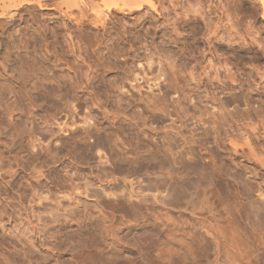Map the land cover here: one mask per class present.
<instances>
[{"label":"bare ground","instance_id":"bare-ground-1","mask_svg":"<svg viewBox=\"0 0 264 264\" xmlns=\"http://www.w3.org/2000/svg\"><path fill=\"white\" fill-rule=\"evenodd\" d=\"M16 1V0H15ZM51 1V0H50ZM58 1V0H57ZM62 1V0H61ZM65 1V0H64ZM69 2V0H67ZM159 1V0H158ZM261 6H262V19L264 20V0H257ZM44 2V1H43ZM53 2V0H52ZM51 2V3H52ZM55 2V1H54ZM54 2L52 4H54ZM60 2V0L58 1ZM57 2V3H58ZM67 2V4H68ZM46 4V3H45ZM60 4V3H59ZM62 4V2H61ZM65 4V3H64ZM182 4V3H181ZM246 4H247V1H246ZM44 5V4H43ZM48 5V3H47ZM66 5V4H65ZM69 5H71V7L69 8L68 5H66V8L69 9L70 13L71 14H68V13H64L66 12V8L65 10L62 9V11H64L62 14L65 16V14L67 16L65 17H68L70 20V23H71V26L69 25V29L71 28V55L69 59H71V81L68 79L66 80V78L68 77H63V73H60V74H55L54 77L52 76L53 74L50 72L52 71L53 69L57 68V67H54L52 70L51 68L50 69V73L52 74H49L47 73V68L46 67V62H44V66L43 68L46 69H43L41 70L40 68L42 67H38L37 70H39V73L40 75H42V78H43V75H44V72H46L47 74L46 75H51L50 78L47 79V76L46 77V80L50 83H47L48 84H57V86L61 85H65V84H71V96H74V97H77L78 99H82V96H88L90 99H86V100H90L89 104L87 103L88 101H86V103L88 105H90L88 108L89 109H86V112L84 115L80 116V123H81V126L78 122L77 124V121H75L76 118L74 117H78V112L76 110H74L71 106V134H70V137L69 138H63L61 136L57 137L54 139V136H52L53 138L51 139L52 140V145H49V146H46V148H39L41 151H38L37 153L35 154H32L30 155V158L29 160H27V165H26V160L24 161L23 159L25 157L21 156L22 153L26 152V149L24 150V146L23 144L25 143L24 141H26V139L28 138H32L30 135H31V132L27 131L25 129V126H26V123L24 125L23 123V118L26 116V115H29V118L30 116H32L33 114H35L36 112H39L41 111V105L44 104L45 106V103H49L48 105L51 106L50 104H53V103H56L57 100L60 98V97H57V93L55 92L54 89L52 88H48V87H45L46 89H44V85L45 83L43 84L42 81V78H40V80L37 79V81L33 80V79H29L27 76H30V74L26 75L27 72L25 71V73H23L22 71V68H21V71L20 69H15L16 71H19V74L16 72L18 75V79L15 77L14 79L17 80L15 82L12 81V78L13 77H9V79L11 81H0L2 83H0V131L2 132V135L5 134V136L8 138V137H11L12 140H11V143H12V146L10 148V150L8 152H13V151H16V164L12 165L9 163L8 161V164L4 161V158H2V156H0V196L1 195H5L6 193L8 194V190H12L15 186V183L14 182L18 179H20V176L25 173L26 170H28L27 168L29 167L28 164L32 165L33 166L30 168L31 169V173L28 175L30 180L32 181V184L34 183L35 184V187L38 186L37 188L39 189L40 187L42 188L43 187V181L46 180V186L45 188H48V190L52 189L57 191L58 194H61L63 195L64 197L68 196V191H67V187H65V179L63 176H61L62 174H60V172L58 171V169L55 167V165H57L59 163L61 166H62V170L63 168H65L66 166H64V163L65 162H61L63 161L62 159L65 158V157H69L71 160V165L73 163V167L76 168V172L78 170V168L76 167L77 165L78 166H82V159L85 161L84 164H86L85 166L90 169V167H92L94 164H92L90 161L95 157L99 156L100 153H103L104 151L101 152V150H106L107 149V152H109L111 154V156L113 157V160H117L116 163H115V160H114V163L118 164L116 165L113 171L110 172L111 174H108L104 172V170H101L100 172L96 173L95 174V171L92 170H89V176L87 174V177L88 179L92 182V185L90 186H87L85 184V192H89V189L88 187H93L94 185L95 186H100L98 187L99 189L101 190H95L93 191L92 193H90L89 197H91L90 199H93V202H91L92 200H90V202L86 199L85 201H76L75 203V206L72 208L69 209V211L67 210H64V214L61 215L62 217L59 218H56V216H53L52 217V228L50 229V235L54 238H56V236H58V234L62 231V230H67V231H71V234L73 235H76V236H81L84 232L87 231V228L89 229L90 226L94 225L95 221H98L97 224L98 226L102 225L101 228H103V231H101L107 241L106 243H104L106 246L105 248L110 251L109 249H111L110 247L116 243V242H119V241H116V239L118 240V238L120 239V236H122L123 234L125 233H128L130 234V231H132L133 233H141V234H138V236L142 235V236H149V237H153V239L155 238V241H159V247L156 248L157 251L160 253V255H210V253L212 255H224L226 252H224V249H226L227 252H230L232 250H235L234 248L231 249L232 247L231 246H236V253L235 251L232 252L233 254H235L234 256H237L238 253H240V248L242 247L241 244H244V242L241 244H239V249H238V252H237V245L236 243H239L240 241H243V240H239L238 241V235L239 234H242V233H245L246 229L248 227H250V224H248V226H246L245 228V231L242 232V228H244V225L241 226L242 228L240 229L239 232H242V233H239L237 230L239 229H235L236 232L238 233H234V230L232 232V236L234 237V235L237 234V236H235L234 238H236V242H234L235 245H233V238H231V235H229L227 233V237H226V241H229L227 240L230 236V240L232 241V243L229 241L230 244H232L230 246L229 243L225 242V238L223 236V234L227 231L225 230H221V226L218 227V223L217 221L215 222V224H213V222H211L212 220L210 219L211 215L210 214H213V211H209V215L210 217L208 216V211L206 212V216H202L201 217V214H194V215H197L199 217L196 216V218H193L194 215H193V219L191 220L189 217V219L191 221H189L187 219V216H186V210H188V206L187 208H184L185 209V212H177L176 209H175V206H178L179 203H182L183 201L187 203V201L189 199L192 200V203H194V201H197L200 199V200H203V196L201 198V194L199 193V191H201L205 181H207L206 183H209L208 181H210L209 184H211V181H213V178L212 180H208L211 176H209L210 172H211V169L210 167H213V171L215 170L214 169V166H211L212 164L215 165L214 163H211V165H209V160L206 159L205 157V160H203V156L202 157H197V155H195V151L191 150V149H188L189 152H187V155H191V156H187V158L189 157V161L186 160V158H183V156L176 158L174 157V154L175 152H169L171 151V149L175 150V147H177V141H179L178 139H176L177 141L174 143L176 146L173 148V140L171 139L172 137H170L171 135L170 132H175V134L177 136H180L179 138L182 140L183 142V146L190 144L191 142H189L188 140V136H186L183 132V128H185L184 125L180 126V127H174L173 125H171L170 127L169 126H163L161 124H163L166 120V118L170 115V113H174L175 115H178V119H182V118H185V121L188 119L187 117L189 116L190 117V114L187 112V111H190L192 112V114L194 113V111H191V110H187V108H183L182 107V104H185V103H182V101H186L185 99H188V97L191 95L190 92H193L195 93V95L197 94L196 92L200 91L201 87L202 86H206L207 84L209 83H212L213 81L214 82H217L218 84H221V86L223 87L221 90V92L227 87H230L232 89V84L234 85L235 81L237 80L236 77L232 75L231 71L229 69H227L226 67V63H224L225 65H222L221 62L225 61H221L220 63V66H218V63L217 65H212L211 63L208 62V64L206 66H200V62L198 63L199 64V68H197L195 66V68L193 67L194 64H193V69L191 70L188 69V70H191V71H187L185 72V67H186V63L189 64V62H186V63H182V59L183 61L185 60L183 57L181 58H175V54L171 50H167L165 48V50H167L168 52H166L163 48L160 50L161 52H164L165 53H169V54H164V53H160L158 55V59H159V63L158 67H160L159 72L157 74V76H155L156 78V83L157 81L161 78L164 77V82H167L169 88H167L168 86H166L167 84H164L167 88V90L165 89V92H163L164 94H162V96H158V97H154L152 96V100H147L148 102H145L146 100L143 99V104L146 105L143 110L148 111V113H152L153 117H154V121L156 122V124L158 123L159 126H155L153 128V126L151 127V123H150V117L147 118V116H143V113H137L136 111H133L135 110L134 108H137L138 106L135 105L134 103L132 104L130 101L128 100H131V98H129L127 100V96L122 92L123 89H125L124 87L125 86H122L121 84L118 85L116 83L117 80H114L112 79L111 75H109L111 78H107L106 77V74H111L113 73L114 70H120L122 72H125V75L128 74L127 76L130 77L131 74H135V72L133 71V65L137 62V63H142V61H146L145 63L146 64H150L152 63V59L153 57H157L156 54L157 53H151L149 55H146V53L144 54V57L141 58V55L137 52L138 51V47L136 48L135 47V44L137 41H140L138 40L139 36L137 37V34L142 32L144 27H146L147 25L149 26V31H153V33L157 36L159 34L162 33L161 37L163 38L164 37V34L163 31L160 29L161 25H158L160 23V21H163V24H164V27L166 30L170 29V25H167L168 22L166 20V16L161 13L160 9L163 10V7L160 6L161 4L159 3L156 4L154 3L152 0H71V3L69 2ZM251 5V4H250ZM34 6V5H33ZM46 6V5H45ZM58 6V5H56ZM62 6V5H61ZM253 6V5H252ZM36 7V6H35ZM53 7V6H51ZM145 7H148L150 9L153 10V12L155 14H157L159 17V19H156V20H151V21H148V19L144 18V16H139V18H133V16H135L136 13H139L141 12L142 9H144ZM47 8V7H46ZM30 9V8H29ZM54 9V8H53ZM57 9V8H56ZM185 9V6L183 7L182 10ZM254 10V12L256 13L257 12V8L256 7H253L252 8ZM68 11V10H67ZM35 12V11H34ZM253 12V11H252ZM253 12V13H254ZM54 13V12H52ZM56 13V12H55ZM60 13V11L58 12ZM57 13V14H58ZM10 15H12L10 13ZM59 15V14H58ZM137 15V14H136ZM192 15V17L190 16ZM255 14H252V16H254ZM258 15V14H256ZM255 15V16H256ZM20 16V15H19ZM54 16V15H53ZM59 16H62V15H59ZM57 16V17H59ZM63 17V16H62ZM64 17V19H65ZM10 18V17H9ZM31 18V16H30ZM34 18V17H33ZM52 18V17H51ZM35 19V18H34ZM154 19V18H153ZM229 18L227 17L226 20H228ZM257 19V18H256ZM28 20V19H27ZM31 21H33L32 19H30ZM36 20V19H35ZM63 20V19H62ZM66 20L68 21V19L66 18ZM44 21V20H43ZM57 21V20H56ZM132 22L133 24V28L131 27V29H128L127 27V24L128 22ZM54 22V21H53ZM127 22V23H126ZM40 23V22H39ZM52 23V22H51ZM62 23V22H60ZM59 23V24H60ZM174 27H172V32L176 33L177 36H181V38L184 40H182V43L181 40L179 39H176L175 41L172 40L173 38H176V37H173L171 39V41L175 42V46H177L179 44V41H180V44H184L185 48H187L188 51L192 52V51H200L201 52V56L204 57V59H206V52L205 50L208 49L209 47V52L212 53V49L214 50H223L222 52L223 53H226L228 52V55L230 53V51L232 50H235L236 47H240L241 49L245 48L246 45H250L249 46V49H258L259 50V53H262L264 54V41H261L260 39L252 36L253 38L250 37V44L248 43L247 44V39H249L245 34V36H242L240 34H235L233 35V31H232V28L230 30L226 29L225 31H218L214 28H212V26L210 25V23L203 17V16H200V17H197L196 16V13H195V10H194V7L189 4V8L188 9H185L184 11L181 12L180 15L177 16V18L175 19V22H174ZM36 24V23H35ZM42 24V23H41ZM49 24V23H48ZM47 24V25H48ZM57 24V23H56ZM63 24H64V20H63ZM67 24V23H66ZM69 24V23H68ZM2 25V24H0ZM55 25V24H54ZM62 25V24H61ZM131 25V26H132ZM32 26V25H31ZM49 26V25H48ZM63 26V25H62ZM67 26V25H66ZM170 26V27H169ZM1 27V26H0ZM5 27V26H3ZM45 27V26H43ZM52 27V26H50ZM60 27V26H59ZM65 27V26H64ZM40 28H42L40 26ZM47 28V27H46ZM58 28V27H57ZM56 28V29H57ZM61 28V27H60ZM65 28H68V27H65ZM140 28V29H139ZM159 28V29H158ZM253 28V27H252ZM45 29V28H44ZM53 29V27H52ZM55 29V28H54ZM64 29V28H62ZM68 29V31H69ZM164 29V30H165ZM46 30V29H45ZM48 30V29H47ZM60 30V29H59ZM59 30L58 33H59ZM181 30V32H179ZM5 31V29H4ZM49 31V30H48ZM148 31V32H149ZM150 31V32H151ZM7 32V30H6ZM38 32V31H37ZM47 32V31H46ZM61 32V30H60ZM65 32V31H64ZM67 32V31H66ZM65 32V33H66ZM147 32V31H146ZM147 32V33H148ZM167 32V31H166ZM10 33V32H9ZM43 33V32H42ZM48 33V32H47ZM55 33V31H54ZM32 34V33H31ZM46 34V33H44ZM63 35H65L64 33H62ZM68 34V36H69ZM142 34V33H141ZM149 34V33H148ZM147 34V35H148ZM171 34V33H170ZM169 34V36H171ZM37 35V33H36ZM50 35V34H49ZM67 35V34H66ZM146 35V33H145ZM154 35V36H155ZM249 35V34H248ZM252 35V34H251ZM40 36V35H39ZM168 36V37H169ZM51 37V36H50ZM49 37V38H50ZM64 37V36H63ZM67 37V36H66ZM148 37V36H147ZM150 37V36H149ZM29 38V37H28ZM41 38V37H40ZM47 38V37H46ZM57 38V37H56ZM69 38V37H68ZM141 38V37H140ZM151 38V37H150ZM20 39V38H19ZM30 39V38H29ZM32 39V38H31ZM58 39V38H57ZM61 39V38H60ZM65 39V38H63ZM75 39H77L78 41L75 42ZM168 39V38H167ZM170 39V38H169ZM236 39H239L240 42H238ZM137 40V41H136ZM163 40V39H162ZM22 41V40H21ZM46 41V39H45ZM54 41V40H53ZM58 41V40H57ZM56 41V42H57ZM60 41H63V40H60ZM66 41V40H65ZM136 41V42H135ZM164 41V40H163ZM4 43V41H1ZM19 42V41H17ZM35 42V41H34ZM33 42V43H34ZM42 42V41H41ZM44 42V41H43ZM49 42V41H48ZM55 42V41H54ZM141 42V41H140ZM20 43V42H19ZM38 43V42H37ZM51 43V41H50ZM49 43V44H50ZM60 43V42H59ZM63 43V42H62ZM57 47H59V49L61 50V46L64 44H62ZM139 43V42H137ZM136 43V44H137ZM168 43V41H167ZM39 44V43H38ZM47 44V43H46ZM68 44V42H67ZM156 44V43H155ZM171 44V43H170ZM4 45V44H3ZM20 45V44H19ZM33 45V44H32ZM37 45V44H36ZM40 45V44H39ZM45 44L43 43V46ZM65 45V44H64ZM129 45V47H128ZM138 45V44H137ZM164 45V44H163ZM166 45V44H165ZM164 45V47H166ZM201 45H205L207 46V49H205V53L203 54V49L201 51ZM24 46V44H23ZM31 46V45H30ZM38 46V45H37ZM54 46V45H53ZM68 46V45H66ZM65 46V47H66ZM247 46V48H248ZM22 47V46H21ZM29 47V46H28ZM63 47V46H62ZM70 47V46H68ZM128 47V48H127ZM179 47V46H178ZM177 47V48H178ZM258 47V48H257ZM25 48V47H24ZM26 48H27V45H26ZM40 48V47H39ZM42 48V46H41ZM40 48V49H41ZM46 48V47H44ZM48 48V46H47ZM46 48V50H47ZM51 48V47H50ZM49 48V49H50ZM155 48V47H154ZM171 48V47H170ZM176 48V49H177ZM181 48V47H180ZM5 49V48H4ZM30 49V48H28ZM32 49V48H31ZM38 49V48H37ZM70 49V48H69ZM141 49V48H140ZM158 49V48H157ZM184 49V48H183ZM237 49V48H236ZM240 49V50H241ZM2 50V49H1ZM14 50V48H13ZM13 50L11 52H13ZM20 50V49H19ZM25 50V49H24ZM34 50V49H32ZM42 50V49H41ZM54 50V48H53ZM63 50V49H62ZM68 50V49H67ZM156 50V49H155ZM164 50V51H163ZM178 50V49H177ZM185 50V51H187ZM239 50V51H240ZM257 50V51H258ZM27 51V50H25ZM31 51V50H30ZM45 51V49H44ZM44 51H43V54H44ZM52 51V50H50ZM49 51V52H50ZM65 50H63V53H64ZM142 51V50H141ZM159 51V49H158ZM159 51V52H160ZM182 51V50H181ZM183 51V52H185ZM215 51V52H216ZM226 51V52H225ZM20 52V51H18ZM29 52V51H28ZM34 52V51H33ZM38 52V51H37ZM48 52V53H49ZM55 52V50H54ZM60 52V51H59ZM67 52V51H66ZM157 52V50H156ZM178 52V51H176ZM237 52V51H236ZM31 53V52H30ZM40 53V52H39ZM51 53V52H50ZM62 53V51H61ZM62 53V54H63ZM173 53V55H171ZM186 53V52H185ZM198 53V52H196ZM255 53V52H254ZM15 54V52H14ZM25 54V53H24ZM23 54V55H24ZM29 54V53H28ZM34 54V53H33ZM56 54V53H55ZM65 54V53H64ZM67 54V53H66ZM181 54V52H180ZM189 54V55H188ZM186 56L189 58L190 54L191 53H188ZM195 54V53H194ZM218 54V53H217ZM220 54V53H219ZM218 54V55H219ZM222 54V53H221ZM242 54V53H241ZM22 55V57H23ZM26 55V54H25ZM32 55V54H31ZM35 55V54H34ZM40 55V54H39ZM53 55V54H52ZM184 55V53H183ZM192 55V54H191ZM196 55V54H195ZM198 55L200 56V54L198 53ZM213 55V53H212ZM215 55V54H214ZM214 55L212 57H214ZM224 55V54H223ZM226 55V54H225ZM240 55V54H238ZM237 55V57H238ZM255 55V54H254ZM11 56V55H10ZM9 56V57H10ZM17 56V55H16ZM44 56V55H43ZM59 56V55H58ZM180 57V55L178 54L177 57ZM197 56V55H196ZM222 56V55H221ZM227 56V55H226ZM231 56V55H230ZM234 56V55H233ZM236 56V55H235ZM242 56V55H241ZM8 57V56H7ZM14 57V56H13ZM21 57V56H20ZM20 57L18 59H20ZM27 57V56H26ZM33 57V55L31 56ZM42 57V56H41ZM61 57V56H60ZM66 57V56H65ZM187 57L186 60H187ZM193 57V56H191ZM190 57V58H191ZM211 57V58H212ZM263 57V56H262ZM6 58V56H5ZM16 58V57H15ZM14 58V59H15ZM30 58V57H29ZM35 58V57H34ZM37 58V57H36ZM39 58V57H38ZM42 58H45V57H42ZM54 58V57H53ZM64 59V57H61ZM61 58H58L60 60H62ZM68 58V57H67ZM194 58H197L194 56ZM193 58V59H194ZM226 58V57H224ZM233 58V57H232ZM236 58V57H235ZM17 59V58H16ZM41 59V58H39ZM39 59L37 62H39ZM214 59V58H213ZM228 59V58H226ZM13 60V59H12ZM31 60V59H30ZM37 60V59H34V61ZM46 60V59H45ZM57 60V58H56ZM154 60V59H153ZM200 60V59H199ZM230 60V59H229ZM228 60V61H229ZM237 60V59H236ZM2 61V60H0ZM18 61V60H17ZM42 61V60H41ZM176 61H180L179 63L181 64H176ZM191 61V60H189ZM196 61V60H194ZM206 61V60H205ZM250 61V60H249ZM10 62V61H9ZM19 62V61H18ZM22 62L23 59H22ZM21 62V63H22ZM28 62V61H26ZM25 62V63H26ZM37 62L35 65H37ZM53 62V61H52ZM64 62V61H63ZM62 62V63H63ZM156 62V61H155ZM185 62V61H184ZM226 62V61H225ZM4 63V62H3ZM2 62H0V64L2 65L3 64ZM41 63V62H40ZM50 63V62H49ZM61 63V62H60ZM157 63V62H156ZM12 63H10L11 65ZM24 64V63H23ZM27 64H30L31 66V63H27ZM58 64H59V60H58ZM69 64V62H68ZM154 64V61L153 63ZM4 65V64H3ZM2 65V66H3ZM25 65V64H24ZM33 65V64H32ZM40 65V64H39ZM43 65V64H41ZM51 65H53L51 63ZM50 65V66H51ZM147 65V66H148ZM151 65V64H150ZM197 65V64H196ZM233 65V64H231ZM235 65V64H234ZM12 66V65H11ZM14 66V65H13ZM12 66V67H13ZM16 66V65H15ZM20 66V65H19ZM17 66V67H19ZM26 66V65H25ZM28 66V65H27ZM38 66V65H37ZM56 66V64H55ZM58 66V65H57ZM153 66V65H152ZM151 66V67H152ZM1 67V66H0ZM10 67V68H12ZM35 67V66H33ZM6 68V67H3L2 70ZM26 68V67H24ZM23 68V69H24ZM28 68V67H27ZM63 68V67H62ZM61 68V69H62ZM135 68V67H134ZM150 68V67H149ZM222 69L223 70V73H222V76L223 78L221 79V75H219V73L216 71L215 73V77H212L210 76V73L213 69ZM14 69V68H12ZM29 69H33V68H28ZM60 69V70H61ZM64 69V68H63ZM62 69V70H63ZM123 69V70H121ZM11 70V69H10ZM27 70V69H26ZM30 70L31 73H33L32 71ZM4 71V70H3ZM2 71V72H3ZM12 71V70H11ZM55 71V70H53ZM59 71V70H58ZM68 71V70H67ZM254 71V70H253ZM1 72V73H2ZM6 72V71H5ZM29 72V71H28ZM62 72V71H61ZM66 72V71H65ZM69 72V71H68ZM115 72V71H114ZM119 72V71H118ZM230 74H229V73ZM10 73V72H9ZM13 73V72H12ZM35 73V72H34ZM38 73V74H39ZM53 73H57V72H53ZM185 73V74H183ZM187 73V75H186ZM14 74V73H13ZM124 74V73H122ZM6 75V73H5ZM35 74H33L34 76ZM177 75V76H176ZM186 75V76H184ZM259 75V74H258ZM32 76V75H31ZM30 76V78H31ZM56 76V77H55ZM119 76V75H118ZM136 76V74H135ZM180 76V77H179ZM0 77H2L0 75ZM7 77V76H6ZM45 77V75H44ZM105 77L107 78V80L105 81ZM115 77V76H113ZM124 77V76H122ZM179 77L181 79H176V81L174 80L175 78ZM252 77V76H251ZM8 78V77H7ZM29 80H28V79ZM118 78H121V77H118ZM117 78V79H118ZM128 78V77H127ZM152 78H153V75H152ZM254 78V77H253ZM252 78V79H253ZM2 79V78H1ZM6 79V78H5ZM108 79H112V80H109ZM130 79V78H129ZM236 79V80H235ZM4 80V79H3ZM45 80V81H46ZM121 80V79H120ZM122 80H124L122 78ZM178 83V80H180L182 82H185L186 84L183 86L181 85L182 87H185V88H180L178 87L179 83L178 84H174L173 82L174 81ZM119 81V80H118ZM117 81V82H118ZM172 81V82H171ZM179 81V82H180ZM240 81V80H239ZM242 81V80H241ZM248 81V80H247ZM250 81V79H249ZM254 82V80H252ZM163 82V83H164ZM180 82V83H181ZM262 82V81H261ZM122 83V82H121ZM154 83V84H156ZM173 83L175 86L173 87L172 84ZM207 83V84H206ZM53 84V85H54ZM158 84V83H157ZM213 84V83H212ZM223 84V85H222ZM253 84V83H252ZM256 85V83H254ZM253 84V85H254ZM258 84V83H257ZM46 85V86H47ZM50 85H48L50 87ZM191 85H194V87L192 88ZM211 85V84H210ZM217 85V84H216ZM261 85V84H260ZM52 86V85H51ZM68 86V85H67ZM156 86V85H155ZM159 86V85H157ZM192 88H190V87ZM204 86V88H205ZM220 86V85H219ZM218 86V87H219ZM220 86V87H221ZM244 86V85H243ZM68 87V88H69ZM207 87V86H206ZM214 87V86H212ZM245 87V86H244ZM258 87V86H257ZM64 88V87H62ZM159 88V87H158ZM161 88V86H160ZM189 88L191 91L188 93V89ZM162 89V88H161ZM217 89V88H216ZM237 89V88H236ZM64 90V89H62ZM160 90V89H159ZM164 90V88H163ZM170 90H173L175 93H178L179 95L181 94L182 96L178 97L177 100H175L173 103L174 105L171 106L172 104L169 105V103H167L168 99L169 98V93ZM215 90V89H214ZM219 90V89H218ZM230 90V89H229ZM244 90V89H243ZM254 90V89H253ZM161 91V90H160ZM207 91V90H206ZM236 91V90H235ZM249 91V90H248ZM259 91V90H258ZM64 92V91H63ZM173 92V94H174ZM186 92V93H185ZM216 92V91H214ZM232 92V91H231ZM230 92V93H231ZM237 92V91H236ZM242 92V91H241ZM252 92V91H251ZM260 93H258L260 96H263L264 97V89L262 91H259ZM209 93V92H208ZM213 93V92H212ZM223 93V92H222ZM250 93V92H249ZM252 93H255V92H252ZM112 94L114 96V94H116V98L117 100H113L114 97H113V102H112V105L113 107H116L117 109H114L113 112H109L108 110L109 109H106L108 112H106L105 110V103L107 104V106H109L111 104V97H112ZM214 94V93H213ZM218 94V93H216ZM228 94V93H227ZM6 95V96H5ZM62 96V92L60 94ZM64 95V94H63ZM194 95V96H195ZM199 96H201L200 94H197ZM210 95V94H209ZM221 95V94H220ZM224 95V94H223ZM230 95V94H229ZM234 95V94H233ZM10 96V98L8 97ZM174 96V95H173ZM207 96V94L205 95ZM245 96V95H244ZM8 97V98H7ZM87 97V98H88ZM105 97V98H104ZM144 97V95H143ZM146 97V96H145ZM144 97V98H145ZM175 97V98H177ZM181 97L183 99H181ZM192 96H190V99H191ZM197 97V96H196ZM214 97H216L214 95ZM234 97V96H233ZM247 97V96H246ZM245 97V98H246ZM57 98V100L55 99ZM86 97H84L85 99ZM108 98V99H107ZM148 98V96H147ZM174 98V99H175ZM198 98V97H197ZM201 98V97H200ZM199 98V99H200ZM208 98V96L206 97V99ZM218 98V97H217ZM248 98V97H247ZM78 99H76L78 101ZM101 99H103V101H105V103L103 101H101ZM104 99H107L108 101L104 100ZM141 99V98H140ZM146 99V98H145ZM173 100V98H170ZM197 99V100H199ZM204 99V98H203ZM236 99V98H235ZM264 99V98H263ZM53 100H55L56 102H53ZM72 100H74V98H72ZM71 100V103L73 104L74 102H72ZM76 100H74L76 102ZM189 100V99H188ZM202 100V99H201ZM209 100V99H208ZM212 99H210L211 101ZM216 100V99H215ZM128 101V102H127ZM132 101V100H131ZM134 101V100H133ZM132 101V102H133ZM137 101V100H136ZM135 101V102H136ZM191 101V100H190ZM193 101V99H192ZM195 101V100H194ZM261 101V99H260ZM43 102V103H41ZM65 102V101H64ZM85 102V101H84ZM125 103L124 106H121L122 103ZM141 102V101H140ZM169 102H172V101H169ZM214 102V101H213ZM263 102V100H262ZM77 103V102H76ZM75 103V105H76ZM82 103L83 105V102L82 100L79 102V104ZM84 103V104H86ZM104 103V104H103ZM138 102H136L137 104ZM202 103V102H201ZM217 103V101H216ZM222 103V102H221ZM220 103V104H221ZM71 104V105H72ZM78 104V105H79ZM140 104V103H139ZM189 104V103H188ZM187 104V105H188ZM192 104V103H190ZM208 104V103H207ZM212 104V102H211ZM218 104V103H217ZM55 105V104H53ZM74 105V104H73ZM116 105V106H114ZM123 105V104H122ZM186 105V104H185ZM200 105V104H199ZM225 105V104H224ZM224 105H220V113L221 115L218 117L216 116V121H215V118H214V121L212 120L213 119V115L211 116L210 118V125H211V121L214 122L215 124H213V127L215 130H217V132H219L220 129L224 128L225 126V123L227 120L229 119H226V118H230V113L227 108H226V112L225 111V108L223 107ZM264 105V104H263ZM67 106V105H66ZM77 106V105H76ZM75 106V107H76ZM39 107L40 110L38 109ZM48 107V106H46ZM52 107V106H51ZM54 107V106H53ZM55 107H57V105H55ZM54 107V108H55ZM80 108H84V105L81 107L79 106ZM98 109H96V108ZM104 111H102L103 109ZM110 107V106H109ZM195 107V106H194ZM206 107V106H205ZM211 107H214V106H211ZM219 107V106H218ZM217 107V108H218ZM226 107V106H225ZM59 109V107H57ZM108 108V107H107ZM140 108V106H139ZM172 109V111H170V109ZM216 108V107H215ZM35 109H38L39 111H36ZM53 109V108H52ZM52 109H51V113H54L52 112ZM63 109V108H62ZM76 109V108H75ZM102 109V110H101ZM112 109V108H111ZM43 110V109H42ZM67 110V108H66ZM101 110V111H100ZM138 110V108H137ZM193 110V109H192ZM216 110V109H215ZM264 110V109H263ZM58 111V110H56ZM76 111V112H74ZM80 111H84V109H81ZM112 111V110H111ZM139 111V110H138ZM196 111H199V110H196ZM195 111V112H196ZM213 111V110H212ZM219 111V110H218ZM232 111V110H231ZM42 112V111H41ZM115 112V113H114ZM139 112H142L139 111ZM200 112V111H199ZM262 112V111H261ZM60 113V112H59ZM63 113V112H62ZM81 113V112H79ZM113 113V114H111ZM145 113V112H144ZM147 113V114H148ZM149 113V115H151ZM210 114H206L207 115H211V112L209 111ZM215 113V112H214ZM201 114L203 115V113L201 112ZM201 114H198L196 116L200 117H203ZM205 114V115H206ZM213 114V113H212ZM49 115V114H48ZM51 115V114H50ZM53 115V114H52ZM51 115V116H52ZM76 115V116H75ZM173 115V114H172ZM204 115V116H205ZM216 115V113H215ZM214 115V117H215ZM218 115V114H217ZM34 116V115H33ZM54 116V115H53ZM52 116V117H53ZM171 116V115H170ZM169 116V117H170ZM208 116V117H209ZM27 117V116H26ZM82 117V118H81ZM153 117L151 116V118L153 119ZM192 118L195 117V114L194 116L192 115L191 116ZM232 117V116H231ZM32 118H37V117H32ZM39 118V117H38ZM37 118V119H38ZM42 118V117H41ZM40 118V119H41ZM45 118V117H44ZM51 118V117H50ZM57 118V117H56ZM171 118V117H170ZM169 118V119H170ZM196 118V117H195ZM193 118V119H195ZM206 118V117H204ZM40 119L38 121H40ZM48 119V118H47ZM55 119V118H53ZM55 122V120H53ZM173 119V118H172ZM177 119V118H176ZM191 119V118H189ZM199 119V120H200ZM207 119V118H206ZM43 121V119H41ZM192 120V119H191ZM190 120V121H191ZM205 120V119H204ZM204 120H201V123L202 121ZM208 120V119H207ZM48 121V120H47ZM183 120V122H185ZM188 121V120H187ZM233 121V120H232ZM45 123H42L43 125H50V124H54L52 123L50 120L46 123V120L44 121ZM152 122V121H151ZM181 123V121H179ZM206 122V120H205ZM204 122V124H205ZM37 123V122H36ZM35 123V124H36ZM153 123V122H152ZM198 123H200L198 121ZM231 123V122H230ZM239 123V122H238ZM30 124V123H29ZM56 124V123H55ZM58 124V123H57ZM157 124V125H158ZM165 124V123H164ZM173 124V123H172ZM184 124V123H183ZM228 124V123H227ZM226 124V126H227ZM234 124V123H233ZM40 125V123H39ZM38 125V126H39ZM161 125V126H160ZM224 125V126H223ZM237 125V124H236ZM56 126V125H55ZM184 126V127H183ZM232 126V125H231ZM33 127H35L33 125ZM32 127V128H33ZM42 127V126H41ZM44 127V126H43ZM53 127V126H52ZM160 127V128H159ZM169 127V128H168ZM208 127H209V124H208ZM211 127V126H210ZM217 127V128H216ZM254 127V126H253ZM47 128V127H46ZM58 128V126H57ZM231 128V127H230ZM229 128V129H230ZM264 128V127H263ZM28 129V128H27ZM31 129V128H30ZM44 129V128H43ZM49 130V129H48ZM165 130V131H164ZM185 130V129H184ZM208 130H211V129H207L206 131ZM223 130V129H222ZM47 131V130H46ZM221 131V130H220ZM224 131V130H223ZM228 130L225 129V132H227ZM256 131V130H255ZM29 132V133H28ZM45 132V130H44ZM48 132V131H47ZM60 132V131H59ZM186 132V131H185ZM194 132V131H193ZM232 132V131H231ZM230 132V133H231ZM37 133V132H35ZM46 133V132H45ZM53 133V132H52ZM208 133V132H207ZM47 134V133H46ZM57 134V133H56ZM224 134V133H223ZM233 134V133H232ZM246 134V133H245ZM36 135V134H35ZM49 135V134H48ZM152 135V136H151ZM248 135V134H247ZM246 135V136H247ZM4 136V135H3ZM30 136V137H29ZM154 136H160V138L163 139L164 142L167 143L168 145V149L169 151H166L164 150V148H161L160 147V144H157L156 142L154 141H157V140H154ZM175 136V135H174ZM190 136V135H189ZM203 136V135H202ZM244 136V135H243ZM261 136V135H260ZM153 137V139H152ZM191 137V136H190ZM193 137V136H192ZM209 137V135H208ZM214 137V136H213ZM212 137V138H213ZM219 137V136H218ZM232 136H230L231 138ZM235 137V136H234ZM233 137V138H234ZM159 138V139H160ZM175 138V137H174ZM178 138V137H177ZM203 138V137H201ZM215 138V137H214ZM229 138V139H230ZM247 139V137H245ZM244 138V140H246ZM261 138V137H260ZM54 139V141H53ZM198 140H200L199 138H197ZM205 139V138H204ZM216 139V138H215ZM220 139V138H219ZM227 139V138H226ZM235 139V138H234ZM256 139V138H255ZM31 139H29L30 141ZM121 140H122V143H121ZM191 140V139H190ZM203 140V139H201ZM206 140V139H205ZM221 140V139H220ZM219 140V142H221ZM231 140V139H230ZM229 140V141H230ZM249 140V139H248ZM248 140L246 141L248 143ZM2 141V140H1ZM37 141V140H36ZM159 141V140H158ZM157 141V142H158ZM161 141V140H160ZM228 141V142H229ZM241 141V140H240ZM56 142V143H59L57 145L59 146H53V143ZM180 142V141H179ZM178 144H182L181 142ZM199 142V141H197ZM225 142V140L223 141ZM232 142V140H231ZM239 142V141H238ZM245 142V141H244ZM243 142V143H244ZM2 143V142H1ZM29 143V142H28ZM55 143V144H56ZM121 143V144H120ZM206 143H207V140H206ZM218 143V142H217ZM246 143V144H247ZM4 144V143H3ZM35 143L33 144H29V148H31V150L33 151L34 149V152H35V149H36V144L34 145ZM54 144V145H55ZM164 144V143H163ZM193 144V143H192ZM216 144V143H215ZM221 144V143H220ZM226 144V143H225ZM224 144V145H225ZM241 144V143H240ZM240 144L238 143L237 144V141H234L229 145L230 147H233L234 148V151L235 153H240L238 149L239 147L241 148L242 146H240ZM26 145V144H25ZM127 145L129 146V149H127ZM165 145V144H164ZM179 145V146H180ZM194 146L196 145L193 144ZM192 145V146H193ZM214 145V144H213ZM249 145V144H247ZM9 146H10V143H9ZM39 147H41L40 145H38ZM37 146V147H38ZM166 146V145H165ZM178 146V147H179ZM193 146V147H194ZM201 146V145H199ZM203 146V145H202ZM244 146V145H243ZM181 147V146H180ZM205 147V146H204ZM216 147V146H215ZM227 147V146H225ZM224 147V149H225ZM250 147V146H249ZM33 148V149H32ZM183 148V147H181ZM189 148V147H188ZM192 148V147H190ZM195 148V147H194ZM192 148V149H194ZM197 148V147H196ZM195 148V149H196ZM233 148H231L233 150ZM264 148V147H263ZM187 149V148H186ZM204 149V148H202ZM209 149V148H208ZM222 149V148H221ZM227 149H229L227 147ZM252 149V148H251ZM254 149V148H253ZM252 149V150H253ZM261 149V148H260ZM180 150V149H179ZM178 150V153L180 155V151ZM230 150L229 152L231 153ZM241 150L243 151V153L241 152V154H244L245 153V150H243V147L241 148ZM27 151H30L27 150ZM42 151L44 152L43 155H42ZM166 151V152H165ZM176 151V150H175ZM183 151H185V149H183ZM202 152V150H199ZM211 151V150H210ZM226 151V150H225ZM228 151V150H227ZM226 151V152H227ZM263 151V150H262ZM106 152V153H107ZM169 152V153H168ZM209 152V151H208ZM218 157H219V163L222 162L223 158L221 156V154L223 153L222 150H220V145L218 144ZM225 152V153H226ZM228 152V153H229ZM249 152V151H248ZM251 152V150H250ZM255 152V151H254ZM261 152V151H259ZM264 152V151H263ZM14 153V152H13ZM12 153V154H13ZM184 154L186 153L183 152ZM198 152H196L197 154ZM200 153V152H199ZM198 153V155H199ZM206 153V152H205ZM210 153H213V152H209ZM224 153V154H225ZM232 153H234L232 151ZM252 153V156L249 155L250 157H255L257 155H260V154H253V151L251 152ZM249 153V154H251ZM28 154V153H27ZM26 154V155H27ZM96 154H98L96 156ZM169 154H171L173 157H171ZM182 154V155H184ZM223 154V155H224ZM3 155V153H2ZM14 155V154H13ZM108 155V153H107ZM212 155V154H211ZM214 155V153H213ZM212 155V156H213ZM230 154H228L227 156H229ZM235 155V154H234ZM246 157H247V153L245 154ZM244 155V156H245ZM15 156H12V157H15ZM71 156V157H70ZM101 156V154H100ZM105 156V154H104ZM177 156V155H175ZM196 156V157H195ZM200 156V155H199ZM226 156V155H224ZM238 156V155H237ZM248 156V157H249ZM109 158L107 160L110 159V156H108ZM112 157H111V160H112ZM115 157V158H114ZM232 157V155H231ZM240 157V156H239ZM245 157V158H246ZM259 157V156H257ZM107 158V157H106ZM209 158V157H208ZM212 158H215L214 156L211 157ZM227 158V157H226ZM229 158V157H228ZM227 158V159H228ZM234 158V157H233ZM233 158H230L233 159ZM185 159V160H184ZM216 159V158H215ZM214 159V161H215ZM235 159V158H234ZM252 159V158H251ZM259 159V158H257ZM229 160V159H228ZM256 160V159H255ZM15 161V159H14ZM95 160H92V162H94ZM100 161V160H99ZM209 161V162H208ZM254 161V160H253ZM70 162V161H69ZM108 162V161H107ZM110 162V161H109ZM113 161H111L112 163ZM211 162H213V160H211ZM229 162V161H227ZM233 162V160H232ZM231 162V163H232ZM251 162V161H250ZM257 164H262L264 166V159H260V160H256ZM37 163V164H35ZM92 165H91V164ZM216 163V162H215ZM224 163V162H223ZM221 166H230V165H227L226 164V161H225V164H223ZM83 164V165H84ZM115 164H112V165H115ZM235 163H232V165H234ZM231 165V166H232ZM236 165V164H235ZM58 166V165H57ZM83 166V167H85ZM97 166V165H96ZM237 166V165H236ZM244 166V165H243ZM253 166V165H251ZM259 166V165H258ZM263 166H260L261 168ZM60 167V166H59ZM82 167V168H83ZM94 167V166H93ZM156 167H160L159 169H162L164 171L165 168H167L168 171H164L162 172V170L158 171L156 170ZM216 167V165H215ZM218 167V166H217ZM239 167V166H237ZM236 167V168H237ZM72 168V167H71ZM98 168V167H97ZM221 168H224V167H221ZM226 168V167H225ZM224 168V169H225ZM232 168V167H231ZM231 168L228 167V169H225V170H229L230 173H231ZM235 168V166H234ZM258 168V167H257ZM264 168V167H263ZM96 169V168H95ZM220 170V167L217 168ZM216 169V170H217ZM238 169V168H237ZM251 169V168H250ZM256 169V167H255ZM254 169V170H255ZM260 169V168H259ZM65 170H67L65 168ZM81 170V169H80ZM85 170V169H84ZM87 170V171H88ZM218 172H222V170H220ZM254 170H252L254 172ZM73 171V170H72ZM212 171V172H213ZM224 171V170H223ZM232 171H234L232 169ZM239 171V170H238ZM245 171V170H244ZM257 171V170H256ZM23 172V173H22ZM28 172V171H26ZM64 172V171H63ZM74 172V173H76ZM123 172H125L124 174H127L126 175V178H125V175L124 177H119V179L122 180V182H124L123 184H121L120 182L118 183V174H122ZM159 172L164 175V177H166L167 179H161L160 175H159ZM166 172V173H165ZM216 171H214L215 173ZM225 172V171H224ZM223 172V173H224ZM242 172V171H241ZM246 172H247V169H246ZM22 173V174H21ZM84 173V172H83ZM148 175V176H156V179H154L155 181H151V182H147V185L148 186L146 188L149 189L147 190L148 192H150L151 189L155 190V189H158L160 190L163 186L164 187H168V190H166L167 192L169 193H165L164 192V198L166 199V197L168 196L167 200L165 201V199L163 198V200H161V197H160V201L159 200H156L155 197L158 195V191H157V195L155 196H151L154 197L155 200H153V198H147V194H144V192L141 191V188L139 185V188H138V184L141 183L139 182L137 185H134L135 183L133 182V180H131L132 176H138L137 178H139L140 175ZM145 173V174H144ZM222 173V174H223ZM226 173V172H225ZM229 173V174H230ZM255 173V172H254ZM80 174V173H79ZM233 174V173H232ZM236 174V173H234ZM240 174L237 173V175ZM74 175V174H73ZM84 175V174H83ZM225 175V174H224ZM223 175V176H224ZM228 175V174H227ZM236 175V176H237ZM241 175V174H240ZM247 175V174H246ZM250 175V173H249ZM160 177V178H157V177ZM218 176V174L216 175ZM215 176V177H216ZM220 176V175H219ZM231 176V175H230ZM228 175V177H230ZM251 176V175H250ZM73 177V176H72ZM71 177V178H72ZM108 177H110L111 180L108 179ZM129 177H131L129 179ZM209 177V178H208ZM227 177V178H228ZM234 175L232 176V179H233ZM241 177V176H240ZM240 177H238L237 179L240 180ZM253 177V176H252ZM23 178V177H22ZM123 178V179H122ZM141 178V177H140ZM149 179L150 178H153V177H148ZM155 178V177H154ZM218 179V177H216ZM215 178V180H216ZM221 178V177H220ZM224 178V177H222ZM236 178V177H235ZM7 179H10V181H7ZM13 179V181L11 180ZM129 179V181L127 180ZM133 179V178H132ZM160 179V180H158ZM225 179H226V176H225ZM229 179V178H228ZM237 179H233L236 181L237 183ZM243 179V178H242ZM131 180V181H130ZM221 180V179H219ZM218 180V181H219ZM238 180V181H239ZM251 180V179H250ZM20 181V180H19ZM86 181H88L86 179ZM240 181H243V180H240ZM246 181V180H245ZM23 182V181H22ZM27 182V181H26ZM29 182V181H28ZM129 182V183H127ZM214 182V181H213ZM212 182V184H213ZM226 182V181H225ZM223 182L225 185L226 183L228 182ZM134 183V184H133ZM220 183V182H219ZM218 183V185H220ZM240 183V182H239ZM245 183V182H244ZM247 183V182H246ZM245 183V184H246ZM73 184V183H72ZM89 184V183H88ZM110 184V192H106V186L108 188V185ZM130 185V189L128 187V185ZM143 184V183H142ZM145 184V183H144ZM211 184V185H212ZM217 184V183H216ZM224 184H221V191L217 189V191H220L222 192V185ZM229 184V183H228ZM227 184V186H228ZM17 185H20V184H17ZM31 184H29L28 186L31 188L32 185L30 186ZM74 185V184H73ZM215 185V184H214ZM240 185H242L240 183ZM247 186L249 185L246 184ZM135 186L139 189H136ZM145 186V187H146ZM162 186V187H161ZM207 186V184H206ZM205 186V187H206ZM210 186V185H208ZM225 186V188L227 187ZM244 186V184H243ZM17 187V186H16ZM15 187V188H16ZM26 187V186H25ZM28 187V188H29ZM34 187V186H33ZM76 187V186H75ZM79 187V186H78ZM144 187V186H143ZM163 187V188H164ZM213 185L211 186V189H212ZM50 188V189H49ZM77 188V187H76ZM105 188V189H104ZM160 188V189H159ZM215 188V187H213ZM217 188V187H216ZM224 188V187H223ZM230 188V187H228ZM249 188V187H247ZM24 189V188H23ZM34 189V188H33ZM44 189V188H43ZM72 189V188H71ZM135 189L137 191H135ZM144 189V188H143ZM167 189V188H165ZM164 189V190H165ZM210 189V187H209ZM208 188H206V190H209ZM234 189V188H233ZM246 189V188H244ZM251 189V188H250ZM254 189V187H253ZM17 190V189H16ZM31 190V189H30ZM36 190V189H35ZM41 190V189H40ZM45 190V189H44ZM74 190H76L75 188H73V192H75ZM109 190V189H108ZM162 190V189H161ZM160 190V191H161ZM204 190V191H206ZM224 190V189H223ZM247 190V189H246ZM255 190V189H254ZM14 191V190H12ZM46 191V190H45ZM52 191H49L48 194H47V191H46V194L43 193V196L45 194V196L47 195V197L49 199H52L53 195H51ZM78 191V188L77 190ZM155 191V192H156ZM159 191V192H160ZM250 191V190H248ZM247 191V192H248ZM10 192V191H9ZM34 192V190H33ZM40 193V195H38V199L41 200L42 197V194ZM208 192V191H207ZM211 192V191H210ZM216 192V191H215ZM214 192V193H215ZM224 192V191H223ZM237 192V191H236ZM251 192V191H250ZM255 192V191H254ZM35 193V192H34ZM76 193V192H75ZM154 193V191H153ZM162 192H160V195H161ZM213 193V194H214ZM217 193V192H216ZM226 193V192H225ZM249 193V192H248ZM6 194V195H7ZM54 194V192H53ZM57 194V193H56ZM57 194V195H58ZM70 194V193H69ZM165 194H166V197H165ZM200 194V195H199ZM21 195V194H20ZM72 195H75L72 193V190H71V197H73ZM107 195V196H105ZM159 195V196H160ZM200 197H199V196ZM203 195V194H202ZM207 195V193H206ZM220 195V194H219ZM108 196L110 197L107 201L106 198H108ZM163 196V194H162ZM211 196V195H209ZM214 196V195H213ZM223 196V195H222ZM231 196H232V193H231ZM230 196V197H231ZM106 197V198H105ZM111 197L115 198L113 200L110 201ZM199 197V198H198ZM221 197V196H220ZM229 196H227L228 198ZM249 197V195H248ZM18 198V197H17ZM37 198V197H35ZM45 198V197H44ZM47 198V199H48ZM87 198V197H86ZM158 198V197H156ZM189 198V199H188ZM207 196L204 198L206 199ZM210 198V197H209ZM208 198V199H209ZM215 198V197H214ZM223 198V197H222ZM250 198L252 199V196H250ZM14 199V198H13ZM79 199V198H78ZM197 199V200H196ZM206 199L205 202L207 203L208 200ZM217 199V198H216ZM215 199V200H216ZM219 199V197H218ZM221 199V198H220ZM226 199V198H224ZM232 199V198H231ZM235 199V198H234ZM6 200V199H5ZM39 200V201H40ZM153 200V201H152ZM187 200V201H186ZM208 200V201H207ZM237 200V198H236ZM235 200V202H236ZM242 200V199H240ZM249 202L252 201L253 203L250 205V207H248L249 209H247V211H245V214L247 212L246 215H248L250 213L253 214V216H256L255 218H257L259 220V224H257L255 221L257 219H255V221L253 220V216L251 217L252 220L258 225V233H257V230L256 232H253L255 231L254 229V226L256 225L255 223H251V225H254V226H251L253 227L254 229H252L253 231L249 230V233L250 232H253V234H255L254 236H257L261 233V234H264V205H260L258 206V202L257 200H250L248 198ZM19 201H21L19 199ZM57 201V199H56ZM222 201V200H221ZM228 201V200H227ZM239 202V200H237ZM191 202V201H190ZM204 202V200H203ZM202 202V203H203ZM223 202V201H222ZM222 202H219V203H222ZM226 202V200L224 201ZM223 202V203H224ZM233 202V206L235 205ZM243 202V200L241 201ZM255 202V203H254ZM257 202L258 205H255ZM260 202V201H259ZM199 205H200V202H198ZM209 203V202H208ZM205 204V205H208ZM230 203V202H229ZM248 203V202H246ZM245 203V204H246ZM184 204V203H183ZM188 204V203H187ZM204 204V203H203ZM202 204V205H203ZM216 204V203H215ZM225 204V203H224ZM236 204H238L236 202ZM242 205V206H245ZM189 205V204H188ZM191 205V204H190ZM189 205V206H190ZM205 205H203L204 208H208V207H205ZM213 205V204H212ZM223 205V204H222ZM232 205V204H231ZM231 205L229 207L230 208V212L229 213H234L236 212L235 211V208L233 209L232 211V208H231ZM240 205V206H241ZM247 205V204H246ZM249 205V203H248ZM23 206V205H22ZM60 206V205H58ZM195 206V204H194ZM209 206V205H208ZM241 206V207H242ZM108 207H110L109 209V212L107 213L108 211ZM192 207V205H191ZM199 207V208H198ZM211 206H209L210 208ZM227 208V206H224ZM236 207V206H235ZM239 207V205L237 206ZM105 208H106V211H105ZM114 211H123L125 213H122V214H126V216L128 217V219L126 218V220H118L116 219V215L117 213L120 215L119 212H114L111 214L112 209ZM198 208V209H197ZM209 208L207 210H209ZM213 208V206H212ZM212 208L210 210H212ZM240 208V207H239ZM239 208H238V211L236 213L239 212ZM246 208V206H245ZM243 208V209H245ZM192 209V208H190ZM198 210L200 211L199 209L200 206H197L195 208V210ZM215 209V208H214ZM221 209V208H219ZM224 209V208H222ZM111 210V211H110ZM228 210V208H227ZM225 210V211H227ZM242 210V209H241ZM240 210L239 213H241L242 211ZM59 211V210H58ZM160 211H164L163 215L160 214ZM176 211V212H175ZM192 211L194 212V210L192 209ZM215 211V210H214ZM223 211V210H222ZM221 211V213H222ZM232 211V212H231ZM243 211V212H244ZM54 212V211H53ZM188 212H191L190 210ZM187 212V213H188ZM193 212L191 214H193ZM201 212V211H200ZM227 212V213H228ZM249 212V213H248ZM51 214H53L52 212H50ZM116 213V214H115ZM225 213V212H224ZM226 213V214H227ZM114 214V215H113ZM190 214V213H189ZM188 214V215H189ZM220 214V213H219ZM244 213L240 214V215H245ZM118 217H122V215H120ZM155 215H158L157 217ZM238 215V214H237ZM249 215V217H250ZM190 216V215H189ZM192 216V215H191ZM213 216V215H212ZM216 216V215H215ZM235 216V213L234 215L232 214V217ZM0 217H3V216H0ZM117 217V218H118ZM130 217V218H129ZM214 217V216H213ZM222 217V216H221ZM125 218V216L123 217ZM224 218V217H222ZM235 218V217H234ZM233 218V220L236 222L237 220H235ZM244 219L245 218H248L247 217H243ZM120 219V218H119ZM122 219V218H121ZM216 219V218H215ZM244 219H242V221H244ZM2 220V218H1ZM153 221L154 224L156 226H158V228H160V230L158 229L157 232H153L151 230H149V222L150 221ZM218 220V219H216ZM222 220V219H221ZM230 220V219H229ZM249 220V218L247 219ZM251 220V221H252ZM214 221V220H213ZM240 221V220H238ZM237 221V222H238ZM246 221V219H245ZM244 221V222H245ZM250 221V220H249ZM99 222H104V224H101ZM234 222L233 225H235L236 223ZM240 223V222H239ZM238 223V225H239ZM243 223V222H241ZM222 224V223H221ZM232 224V223H231ZM244 224V223H243ZM246 224V225H247ZM104 225V227H103ZM155 225L154 226V229H155ZM225 225V224H224ZM229 225V224H228ZM237 225V224H236ZM237 225V226H238ZM257 225L255 227H257ZM227 226V225H226ZM232 226V225H231ZM93 227V226H92ZM91 227V228H92ZM225 227V226H224ZM230 227V226H229ZM240 227V226H239ZM105 228V230H104ZM219 229V230H218ZM99 230V229H98ZM102 230V229H101ZM229 230V229H228ZM232 230V229H231ZM230 230V231H231ZM244 230V229H243ZM155 231V230H154ZM160 231V232H159ZM225 231V232H224ZM262 231V232H260ZM97 232V230L95 231ZM224 232V233H223ZM229 232V231H228ZM248 231H246V234ZM260 232V233H259ZM226 234V233H225ZM252 234V233H251ZM260 234V235H261ZM72 235V236H73ZM85 235V233H84ZM229 235V236H228ZM245 235V234H243ZM249 235V234H248ZM21 235H17L16 237V244L17 245H22V243L24 241H22ZM102 236V237H104ZM242 236V235H241ZM240 236V237H241ZM247 236V235H246ZM254 236H250V237H254ZM75 237V236H73ZM104 237V238H105ZM239 237V239H241ZM244 237V236H243ZM242 237V239H244ZM249 236H247L248 238ZM260 237V236H258ZM264 237V236H263ZM76 238V237H75ZM245 238V240L247 239ZM262 238V236L260 237ZM82 239V238H81ZM249 239V238H248ZM255 239V238H254ZM253 239V240H254ZM259 239V238H258ZM263 239V238H262ZM4 240H6L4 238ZM8 240V239H7ZM149 240V239H147ZM244 240V241H245ZM252 240V239H251ZM250 240V241H251ZM252 240V244H254V241ZM247 241V240H246ZM248 241V243L250 242ZM262 241V240H259V242ZM264 241V240H263ZM11 242V241H10ZM257 241H255V244H256ZM257 242V245L256 248L252 247V249L254 250L252 253V255H263L264 256V243L262 242ZM103 243V242H102ZM157 243V242H156ZM227 243V244H226ZM247 243V242H246ZM245 243V245H246ZM247 243V244H248ZM260 245H259V244ZM158 244V243H157ZM229 244V245H228ZM117 245V244H116ZM228 245V249H227V246ZM249 245V244H248ZM248 245L244 246L246 248V250H248L246 252V250L244 251L245 254L249 253V251H251V247H249ZM251 245V244H250ZM8 246H11V245H8ZM14 246V245H13ZM115 246V245H114ZM158 246V245H157ZM225 246V247H224ZM230 246V247H229ZM241 246V247H240ZM252 246V245H251ZM20 247V246H19ZM104 247V246H103ZM244 247H242L241 249L244 250ZM249 247V249H247ZM3 248V247H2ZM11 248V247H10ZM28 248V247H27ZM255 248V249H254ZM14 249V248H13ZM18 249V248H17ZM21 249V248H20ZM121 249V248H120ZM132 249V248H131ZM27 250V249H26ZM26 250L24 251V253L26 252ZM1 251V249H0ZM10 251V250H9ZM22 251V250H20ZM32 251V250H31ZM113 251V250H112ZM4 252V251H3ZM15 252V251H14ZM18 252V251H17ZM210 252V253H209ZM224 252V254H223ZM243 251H241L242 253ZM209 253V254H208ZM243 253V254H244ZM158 254V253H157ZM229 254V253H228ZM251 255V253H249ZM248 254V255H249ZM5 255V254H4ZM159 255V254H158ZM226 255V254H225ZM231 255V253H230ZM262 256V257H263ZM218 257V256H217ZM243 257V255H242ZM250 257V256H249ZM261 257V256H260ZM261 257V258H262ZM254 258V257H253ZM240 259V258H239ZM247 259V258H246ZM251 259V258H250ZM234 260V259H233ZM6 261H9L8 258L6 259ZM209 261V260H208ZM237 261V260H236ZM250 261V260H249ZM233 262V261H231ZM235 262V261H234ZM242 263V262H241ZM248 263V262H247ZM238 264V263H237Z\"/></svg>","mask_w":264,"mask_h":264},{"label":"rangeland","instance_id":"rangeland-1","mask_svg":"<svg viewBox=\"0 0 264 264\" xmlns=\"http://www.w3.org/2000/svg\"><path fill=\"white\" fill-rule=\"evenodd\" d=\"M9 4H7L6 5V7L4 8V11H8V12H3V6H4V3L3 2H1L0 3V24H2V25H0L1 27H0V60H2V61H0V62H4L2 65L0 64V75L2 76V77H0V81H2V82H4V81H11L10 79H9V77L11 76V77H13L12 78V81L13 82H15V81H17V80H15L14 78L16 77L17 79H18V74H19V71H16L15 69H20V71H21V68H22V71H23V73H25V71L27 72V74L26 75H28V74H30V76H31V78H30V76H27L29 79H33L34 81L36 80L37 81V79L38 80H40V78H42V75H40V73H39V70H37V68L40 66H42L40 69L41 70H43V69H45V68H47L48 70H47V73H49V74H51L53 77H54V75L56 74H60V73H63L62 75H63V77H65L66 75V77H68V78H66V80H68L70 77H71V59H69V58H71L70 57V55H71V45H69V44H71V34H69V33H71V28L69 29V25L71 26V23H70V19L68 18V17H65V16H67L66 14H65V16L62 14L64 11H62V9H64L65 10V8H66V5H68V7L70 6L71 7V5H69V2L71 3V0H69V2L67 1V0H60V2H58L57 0H53V2H54V4H52L53 2H52V0L50 1V0H6ZM44 1V2H43ZM154 3H156V4H158L159 5V3L161 4L160 6H162L163 7V10L162 9H160V11H161V13H163L167 18H166V20H167V22H168V24L167 25H170L169 27H170V29H168V30H166L165 29V27H164V24H163V21H160V23L158 24V25H161V27H160V29L163 31V33H165L164 34V37L162 38L161 37V35H162V33L161 34H159V35H155L154 33H153V31H149L148 29H149V26L147 25L146 27H144V29H143V31L142 32H140V33H138L137 34V37L139 36V38H138V40H140V41H137V42H139V43H137L136 41V43L138 44H136V43H134L135 44V47L138 49V51L139 52H137V53H139L140 55H141V58H143L144 57V54L146 53V55H149V54H151V53H157L156 54V56L157 57H153V59H152V63H153V61H154V64H152V63H150L149 65L148 64H146L145 62L146 61H142V63H135L134 65H133V71L135 72V74H136V76H135V74H134V76H133V74H131L130 75V77L129 76H127L128 74H126L125 75V72H122V71H120V70H114L113 71V73H111V74H106V77L107 78H111L112 77V79L114 78L115 80H119L118 82L116 81V83L118 84V85H122V86H125L124 88L125 89H123L122 90V92L127 96V100L129 99V98H131V100L133 101H131V100H128V101H130L132 104L134 103L135 105H137L138 107V110L139 111H141L142 110V112H139L138 110H137V108H134L135 110H133V111H136L137 113H143V116L145 117V116H147V118H149L150 117V123H151V127L153 126V128L155 127V126H159V124L157 125L156 124V122L154 121V117H153V115H152V113H150L151 115H149V113H148V111H147V113H146V109L144 108L146 105H144L143 104V99L144 100H146L145 102H148L147 100H152V96H153V98L154 97H158V96H162V94H164L163 92H165V89L167 90V88H169V86H168V84H167V82H164V77L163 78H161L160 79V81L161 82H159V80L157 81V83H156V77L155 76H157V74H158V72H159V70L158 69H160V67H158V66H160V65H158V63H159V59H158V55L161 53H164V54H169V53H165V51L166 52H168L169 50H171L172 49V51L171 52H173L174 54H175V58L177 59V58H181V57H183L185 60V62L183 61V59L181 60L182 61V63H186V62H189V64L188 63H186V67H185V72H187V71H191L192 69H193V67L195 68V66L197 67V68H199L198 66H199V64H200V66L202 65L203 67L204 66H206L207 64H208V62L209 63H211L212 65H217V63H218V66H220V64L222 63V65H225L224 63H226V67H227V69H229L230 71H231V73H232V75H233V77L235 76L236 77V81H235V83H234V85L232 84V89L230 88V87H227L226 88V90L224 89L222 92H221V90L220 89H222L223 87L221 86V84H218L217 82H212V83H209V84H207L206 86H205V88H204V86H202L201 87V89H200V91H198V92H196L197 94H200L201 96H199V95H195V93H193V92H190L191 90L189 89V88H187L189 91H188V93L190 92L191 93V95H190V93H189V95L190 96H192L191 97V99H190V96L188 97V99H185L186 101H182V103H185V104H182V107H183V105H184V107L183 108H187V110L189 109V110H191V111H194V113L192 114V112H190V111H187L189 114H190V117L188 116L187 118V120L185 121V118H182L181 120L180 119H178V115H175L174 113H170V117L168 116L167 118H166V120H164L165 122V124L163 123V124H161L162 125V127L165 125V126H171V125H173L174 127H180V126H182V125H184L185 126V128H183L182 130L184 131L183 133L186 135V136H188V141L189 142H191L190 144H188L187 145V147H186V145L185 146H183L184 144H183V142H182V140L179 138L180 136H177L176 134H175V132L173 133V132H170V134L169 135H171L170 137H172L171 139L173 140V148L177 145V147H175V150H173V149H171V151H169V149H168V145H167V143L166 142H164L163 141V139L162 138H160V136H154V140H159L158 142L157 141H154V142H156L157 144H160V147L161 148H164V150H166V151H169V152H175V154H174V157H176V158H178L179 159V157H180V159H181V157L183 156V158H186V160L187 161H189L190 159H189V157L187 158V156H191V155H187V152H189V150L188 149H191V150H193V151H195L194 153H195V155H197V157H202L203 156V160L204 161H206L207 162V160H209L208 162H209V165H211V163H214L215 165H216V167H215V165H211V166H214V171H216L215 173H214V171H213V167H210V169H211V172H210V174H209V176H211L208 180H212V178H213V181H211V184H212V182H213V187H215V188H213L212 187V189H211V184H209L210 183V181H208L209 183H206L207 181H205V183H204V185H203V187L201 188L202 190L201 191H199V193L201 194V192H202V194L200 195L201 196V198L203 197V196H207V198L206 199H208L209 197V199L208 200H210V201H208L207 203H208V205L209 206H211L210 208H209V206L208 205H205V204H207L206 202H205V200L206 199H204L205 197H203V200H204V202H203V200H198V202H200V205H199V203L197 202V201H194V203H192V200L191 199H189L188 201H187V203L190 205H192V207H191V205L189 206L186 202H182V203H179L178 204V206H175V209H176V211L177 212H180V211H182V212H185V209H183V207L184 208H187V206L189 207L188 208V210H186V216H187V219L189 220V221H191L193 218H196V216L198 215V214H201V217L202 216H206L207 214H206V212L208 213V216L210 217V215H211V217H210V219L212 220L211 222H213V224H215V222L217 221V223H218V227L216 226V224H215V226L217 227V228H219V226H221V230L223 231V230H227L224 234H223V236H224V238H225V242H227V243H229V241L232 243V241H233V245H235L234 244V242H236V238H234L235 236H237V234L236 235H234V237L232 236L233 234H235V233H238L239 231H240V229L242 228L241 226H243L244 225V228H242V232H244L245 231V228H246V226H248V224H250V227H248L247 229H246V231H248L247 233L249 234H246V231H245V233H242V232H239V233H242V234H239L238 236L240 237L241 235V239H239V237L237 238L238 239V241L237 242H239V240H243V241H240L239 243H236V245H237V252H238V249H239V244H241V242L243 243L244 242V244H241V246L242 247H244V246H246V245H248L249 247H251V249H252V247H253V245H254V247L256 248V246H258L257 245V242H259V240H262V241H260V242H262V243H264V234H261L260 232H262V231H260L259 233L261 234H259L258 236H262V238H260V237H258L257 236V234H256V236H254L255 234H253V232H256V230L257 229H259L258 228V225L257 224H259L258 222H259V220L257 219V218H255L256 216H253V214H251L250 215V213L248 214V215H246L247 214V212H246V214H245V211H247V209H249L248 207H250V205L253 203L252 201H250L249 202V200H248V198L250 199V200H257V202H258V204H257V202H256V204L255 205H258V206H260L261 204L262 205H264V166L261 164H257V162H256V160L258 161V160H262V159H264V97L263 96H260L258 93H260L259 91H262L263 89H264V54H262V53H259V48L258 49H249V46L248 45H246L245 46V48H243V49H241L239 46L238 47H236L235 48V50H231L230 51V53H229V55H228V52H226V53H223L224 51L223 50H221V52H220V50L218 51H216V50H214V49H212V53H213V55H214V57H212L213 55H212V53H210L209 52V47H208V49H207V46H205V45H201V51H202V49H203V51L205 50V49H207V50H205V51H207L206 52V54H204L205 53V51L203 52V54L204 55H206L207 57H206V59H204V57L203 56H201V52L200 51H192V52H190V51H188L187 50V48H185V46H184V44H182V43H184V42H182V38H181V36H177V34L176 33H174V32H172V27H174V22H175V19L177 18V16L178 15H180L181 14V12L182 11H184L185 9H188L189 8V4L191 5V7L193 6L194 7V10H195V13H196V16L197 17H200V16H203L209 23H210V25L212 26V28H214V29H216V30H218V31H225L226 29H228V30H230L231 28H232V31H233V35H237V34H240V35H242V36H249L248 38L249 39H247V44L249 43L250 44V37L251 38H253L252 36H254V37H256V38H258V39H260L261 41H264V20L262 19V6H261V4L257 1V0H152ZM246 1H247V4H246ZM52 2V3H51ZM58 2V3H57ZM61 2H62V4H61ZM67 2H68V4H67ZM46 3V4H45ZM47 3H48V5H47ZM60 3V4H59ZM66 5H65V4ZM182 3V4H181ZM44 4V5H43ZM251 4V5H250ZM34 5V6H33ZM46 5V6H45ZM56 5H58V6H56ZM62 5V6H61ZM253 5V6H252ZM36 6V7H35ZM51 6H53V7H51ZM185 6V9L184 10H182L183 9V7ZM47 7V8H46ZM61 7H62V9H61ZM69 7V8H70ZM253 7H256L257 8V12L255 13L254 12V10L252 9ZM30 8V9H29ZM54 8V9H53ZM57 8V9H56ZM67 9V8H66ZM68 10V11H67ZM66 10V12H64V13H68V14H71L70 13V11H69V9H67ZM35 11V12H34ZM60 11V13H58ZM254 13H253V12ZM52 12H54V13H52ZM56 12V13H55ZM62 12V13H61ZM10 13L12 14V15H10ZM59 15H62V16H59ZM137 14V15H136ZM135 14V16H133V18H139V16L141 15V16H144V18H146V19H148V21H151V20H156V19H159L158 17V15L157 14H155L154 12H153V10L152 9H150V8H148V7H145L144 9H142L141 10V12H139V13H136ZM252 14H258V15H254V16H252ZM20 15V16H19ZM54 15V16H53ZM30 16H31V18H30ZM57 16H59V17H57ZM191 17H192V15H190ZM10 17V18H9ZM36 19H34V18ZM52 17V18H51ZM64 17H65V19H64ZM229 18L228 20H226V18ZM66 18L68 19V21L66 20ZM154 18V19H153ZM257 18V19H256ZM28 19V20H27ZM30 19H32L33 21H31ZM64 20V24H63V20ZM44 20V21H43ZM57 20V21H56ZM70 20V21H69ZM54 21V22H53ZM40 22V23H39ZM52 22V23H51ZM60 22H62V23H60ZM36 23V24H35ZM42 23V24H41ZM49 23V24H48ZM57 23V24H56ZM60 23V24H59ZM67 23V24H66ZM69 23V24H68ZM127 23V22H126ZM49 26H48V25ZM55 24V25H54ZM63 26H62V25ZM133 23L130 21V22H128V24H127V27H128V29H131V27L133 28L134 26L132 25ZM32 25V26H31ZM67 25V26H66ZM132 25V26H131ZM3 26H5V27H3ZM40 26L42 27V28H40ZM43 26H45V27H43ZM50 26H52L53 27V29H52V27H50ZM61 28H60V27ZM68 27V28H65V27ZM47 27V28H46ZM58 27V28H57ZM231 27V28H230ZM253 27V28H252ZM46 30H45V29ZM55 28V29H54ZM57 28V29H56ZM62 28H64V29H62ZM4 29H5V31H4ZM49 31H48V30ZM61 30V32H60V30ZM68 29H69V31H68ZM140 29V28H139ZM159 29V28H158ZM165 29V30H164ZM6 30H7V32H6ZM57 30H59V33H58V31ZM38 31V32H37ZM48 33H47V32ZM54 31H55V33H54ZM66 33H65V32ZM149 33H147V32ZM167 31V32H166ZM10 32V33H9ZM43 32V33H42ZM179 32H181V30L179 31ZM32 33V34H31ZM36 33H37V35H36ZM44 33H46V34H44ZM62 33H64L65 35H63ZM142 33V34H141ZM145 33H146V35H145ZM171 33V34H170ZM50 34V35H49ZM67 34V35H66ZM68 34H69V36H68ZM148 34V35H147ZM169 34L171 35V36H169ZM245 34V35H244ZM249 34V35H248ZM252 34V35H251ZM40 35V36H39ZM155 35V36H154ZM51 36V37H50ZM64 36V37H63ZM67 36V37H66ZM148 36V37H147ZM151 38H150V37ZM169 36V37H168ZM238 36V35H237ZM30 39H29V38ZM41 37V38H40ZM47 37V38H46ZM50 37V38H49ZM58 39H57V38ZM69 37V38H68ZM141 37V38H140ZM173 37H176V38H173ZM20 38V39H19ZM32 38V39H31ZM61 38V39H60ZM63 38H65V39H63ZM168 38V39H167ZM170 38V39H169ZM173 38V39H172ZM45 39H46V41H45ZM164 41H163V40ZM171 39L172 40H176V39H180L181 40V45H179L180 44V41H179V44L177 45V46H175L176 44H175V42L173 41H171ZM22 40V41H21ZM55 42H54V41ZM58 40V41H57ZM60 40H63V41H60ZM66 40V41H65ZM70 40V41H69ZM238 42H240L241 43V41H239V39H236ZM1 41H4V43L3 42H1ZM17 41H19V42H17ZM35 41V42H34ZM42 41V42H41ZM44 41V42H43ZM49 41V42H48ZM50 41H51V43H50ZM57 41V42H56ZM78 40L77 39H75V42H77ZM167 41H168V43H167ZM184 41V40H183ZM34 42V43H33ZM40 44H38V43ZM60 42V43H59ZM65 44H63V43ZM67 42H68V44H67ZM43 43L45 44L44 46H43ZM47 43V44H46ZM50 43V44H49ZM61 43L63 44L62 46H61V48L63 49V50H65L64 51V53H63V50L61 49H59V47H60V45H61ZM156 43V44H155ZM171 43V44H170ZM4 44V45H3ZM20 44V45H19ZM23 44H24V46H23ZM33 44V45H32ZM38 46H37V45ZM166 46V47H164V45ZM26 45H27V48H26ZM31 45V46H30ZM54 45V46H53ZM66 45H68V46H70V47H68V46H66ZM22 46V47H21ZM29 46V47H28ZM41 46H42V48H41ZM47 46H48V48H47ZM57 46H59V47H57ZM66 46V47H65ZM179 46V47H178ZM204 46V47H203ZM247 46H248V48H247ZM25 47V48H24ZM42 49H40V48ZM44 47H46L47 48V50H46V48H44ZM51 47V48H50ZM128 47H129V45H128ZM127 47V48H128ZM155 47V48H154ZM171 47V48H170ZM178 47V48H177ZM181 47V48H180ZM5 48V49H4ZM13 48H14V50H13ZM28 48H30V49H28ZM34 49V50H32V49ZM38 48V49H37ZM50 48V49H49ZM53 48H54V50H55V52H54V50H53ZM70 48V49H69ZM141 48V49H140ZM159 49V51L163 48L164 50H165V48L168 50H163L164 52H159L158 51V49ZM178 50H177V49ZM184 48V49H183ZM2 49V50H1ZM20 49V50H19ZM27 50V51H25V50ZM44 49H45V51H44ZM68 49V50H67ZM157 50V52H156V50ZM241 49V50H240ZM13 50V52H11V51ZM31 50V51H30ZM50 50H52V51H50ZM142 50V51H141ZM182 50V51H181ZM185 50H187V51H185ZM240 50V51H239ZM258 50V51H257ZM18 51H20V52H18ZM29 51V52H28ZM34 51V52H33ZM38 51V52H37ZM43 51H44V54H43ZM51 53H50V52ZM60 51V52H59ZM61 51H62V53H61ZM67 51V52H66ZM176 51H178V52H176ZM183 51H185V52H183ZM216 51V52H215ZM223 51V52H222ZM237 51V52H236ZM14 52H15V54H14ZM31 52V53H30ZM40 52V53H39ZM49 52V53H48ZM180 52H181V54H180ZM196 52H198L199 54H200V56L198 55V53H196ZM255 52V53H254ZM26 55H25V54ZM29 53V54H28ZM35 55H34V54ZM56 53V54H55ZM67 53V54H66ZM173 53L171 54V55H173ZM183 53H184V55H183ZM188 53H191L190 54V56H189V58L186 56ZM197 55H195V54ZM219 55H218V54ZM222 53V54H221ZM242 53V54H241ZM24 54V55H23ZM33 55V57H31L32 55ZM40 54V55H39ZM53 54V55H52ZM70 54V55H69ZM180 55V57L178 56L177 57V55ZM224 54V55H223ZM227 56H226V55ZM238 54H240V55H238ZM255 54V55H254ZM11 55V56H10ZM17 55V56H16ZM22 55H23V57H22ZM44 55V56H43ZM59 55V56H58ZM189 55V54H188ZM222 55V56H221ZM231 55V56H230ZM234 55V56H233ZM236 55V56H235ZM237 55H238V57H237ZM242 55V56H241ZM5 56H6V58H5ZM8 56V57H7ZM10 56V57H9ZM14 56V57H13ZM21 56V57H20ZM27 56V57H26ZM45 57V58H42V57ZM64 57V59L63 58H61V57ZM66 56V57H65ZM174 56V55H173ZM191 56H193V57H191ZM194 56L195 57H197V58H194ZM263 56V57H262ZM17 59H16V58ZM20 57V59H18ZM30 57V58H29ZM35 57V58H34ZM37 57V58H36ZM41 58V59H39V58ZM54 57V58H53ZM68 57V58H67ZM185 57H187V60H186V58ZM191 57V58H190ZM212 57V58H211ZM224 57H226V58H228V59H226V58H224ZM233 57V58H232ZM236 57V58H235ZM15 58V59H14ZM56 58H57V60H56ZM58 58H61L62 60H60V59H58ZM194 58V59H193ZM214 58V59H213ZM13 59V60H12ZM22 59H23V61L24 62H22ZM31 59V60H30ZM34 59H37V60H35L34 61ZM38 59H39V62H37L38 61ZM46 59V60H45ZM200 59V60H199ZM230 59V60H229ZM237 59V60H236ZM19 62H18V61ZM42 60V61H41ZM58 60H59V64H58ZM178 60V59H177ZM189 60H191V61H189ZM194 60H196V61H194ZM206 60V61H205ZM223 60H225V61H223ZM229 60V61H228ZM250 60V61H249ZM10 61V62H9ZM26 61H28V62H26ZM53 61V62H52ZM64 61V62H63ZM157 63H156V62ZM201 61V62H200ZM221 61H223V62H221ZM22 62V63H21ZM26 62V63H25ZM36 62H37V65H35L36 64ZM41 62V63H40ZM44 62H46V67L45 68H43V66H44ZM50 62V63H49ZM61 62V63H60ZM63 62V63H62ZM68 62H69V64H68ZM180 61H176V64H178ZM200 62V63H199ZM221 62V63H220ZM10 63H12L11 65L13 66H11L10 65ZM26 65H24V64ZM27 63H31V66H30V64H27ZM51 63L53 64V65H51ZM199 63V64H198ZM33 64V65H32ZM40 64V65H39ZM41 64H43V65H41ZM55 64H56V66H55ZM179 64H181V63H179ZM178 64V65H179ZM193 64H194V66H193ZM197 64V65H196ZM231 64H233V65H231ZM235 64V65H234ZM16 65V66H15ZM20 65V66H19ZM28 65V66H27ZM51 65V66H50ZM58 65V66H57ZM148 65V66H147ZM153 65V66H152ZM17 66H19V67H17ZM33 66H35V67H33ZM152 66V67H151ZM193 66V67H192ZM201 66V67H202ZM3 67H6V68H4L3 70H2V68ZM10 67H12V68H14V69H12V68H10ZM24 67H26V68H24ZM33 68L32 70L31 69H29L28 70V68ZM54 67H57V68H55V69H53ZM64 69H63V68ZM135 67V68H134ZM150 67V68H149ZM192 67V68H191ZM24 68V69H23ZM49 68H51V70L53 69V70H55V71H50V69ZM63 70H62V69ZM191 68V70H188V69H190ZM12 71H11V70ZM27 69V70H26ZM61 69V70H60ZM30 70L33 72V73H31L30 72ZM59 70V71H58ZM69 72H68V71ZM121 70H123V69H121ZM254 70V71H253ZM3 71V72H2ZM6 71V72H5ZM14 71H16V72H14ZM29 71V72H28ZM45 71H46V69H45ZM51 73H50V72ZM62 71V72H61ZM66 71V72H65ZM119 71V72H118ZM124 71V70H123ZM216 71L219 73V75H221V79L223 78V76H222V73H223V70L222 69H220V68H218V69H213L212 71H211V73H210V76H211V78L212 77H215V73H216ZM2 72V73H1ZM10 72V73H9ZM14 74H13V73ZM53 72H57V73H53ZM58 72H60V73H58ZM5 73H6V75H5ZM39 73V74H38ZM46 72H44V75H45V77H44V75H43V78H42V80H46V77L47 76H49V77H47V79L48 78H50V76L51 75H46L47 74ZM122 73H124V74H122ZM187 73H189V72H187ZM187 73H186V75H187ZM229 73V72H228ZM33 74H35L34 76H33ZM183 74H185V73H183ZM230 74V73H229ZM259 74V75H258ZM18 75V76H17ZM61 75V74H60ZM109 75H111V77L109 76ZM119 75V76H118ZM152 75H153V78H152ZM186 75H184V76H186ZM8 78H7V77ZM51 76V77H52ZM113 76H115V77H113ZM122 76H124V77H122ZM177 76V75H176ZM252 76V77H251ZM56 77V76H55ZM105 77V81L107 80V78ZM118 77H121V78H118ZM128 77V78H127ZM180 77V76H179ZM179 77H177L178 79H181V78H179ZM254 77V78H253ZM2 78V79H1ZM6 78V79H5ZM27 78V79H28ZM118 78V79H117ZM122 78L124 79V80H122ZM130 78V79H129ZM173 78H175V77H173ZM177 78H175L174 80L176 81V79ZM253 78V79H252ZM4 79V80H3ZM28 79V80H29ZM112 79H108V81L109 80H112ZM113 79V80H114ZM121 79V80H120ZM249 79H250V81H249ZM42 81L43 82V84L45 83V85H44V89H46L45 87H48V88H52V89H54L55 90V92L57 93V97H60L58 100H57V98L55 99V100H57V102L55 101V100H53V102H56V103H53V104H55V105H57V107H59V109L57 108V107H55V105H53V104H50L51 106H49L48 104L49 103H45V106H44V104H42L41 105V107H39L38 109L40 110V108H41V111H39L38 109H35L36 111H39V112H36L35 114H33L32 116H30V118H29V115H26L24 118H23V123H24V125H25V123H26V126H25V129L27 130V131H29V132H31V137L32 138H28V139H26V141H24L25 143L23 144V146H24V150L26 149V152H24V153H22L21 154V156H23V157H25L23 160L25 161L26 160V165H27V163H29V162H27V160H29V158H30V155H32V154H35V153H37L38 151H41L39 148H46V146H49V145H52L51 143H52V136H54V139L55 138H57V137H59V136H61V137H63V138H69L70 137V134H71V112H70V110H71V106H72V108L74 109V110H76L77 112H78V117L76 116V117H74V118H76L75 119V121H77V124H78V122L80 121V116H82V115H84L85 114V112H86V109H89L90 107V105H88L89 104V102H90V100H91V98H89L88 96H82V99H78L77 97H74V96H71V87H69V86H71V84H69V83H71V82H69L68 84H65V85H63V86H57V84H56V86H55V84L53 85V84H48V85H50V87L47 85V83H50V82H48L47 80L46 81ZM70 81H71V78L69 79ZM173 80V81H174ZM240 80V81H239ZM242 80V81H241ZM248 80V81H247ZM252 80H254V82L252 81ZM173 82L175 85L176 84H178L179 83V85H178V87L180 88V86L181 85H185L186 83L185 82H183V80H182V82L180 81V80H178V83L177 82ZM181 83H180V82ZM262 81V82H261ZM2 82H0V83H2ZM47 82V83H46ZM122 82V83H121ZM164 82V83H163ZM172 82V81H171ZM154 83H156V84H154ZM173 83H171L172 84V86L174 87L175 85L173 84ZM254 83H256V85L253 84ZM258 83V84H257ZM164 84H167L166 86H168L167 88H166V86L164 85ZM211 84V85H210ZM217 84V85H216ZM261 84V85H260ZM47 85V86H46ZM68 85V86H67ZM156 85V86H155ZM157 85H159V86H157ZM221 87H220V86ZM223 85V84H222ZM245 87H244V86ZM160 86H161V88H160ZM212 86H214V87H212ZM219 86V87H218ZM258 86V87H257ZM62 87H64V88H62ZM69 87V88H68ZM159 87V88H158ZM176 87V86H175ZM190 87V86H189ZM191 87L193 88L194 87V85H191ZM190 87V88H191ZM163 88H164V90H163ZM181 88H185V87H182L181 86ZM191 88V89H192ZM217 88V89H216ZM237 88V89H236ZM62 89H64V90H62ZM161 91H160V90ZM215 89V90H214ZM219 89V90H218ZM230 89V90H229ZM244 89V90H243ZM254 89V90H253ZM207 90V91H206ZM237 92H236V91ZM249 90V91H248ZM259 90V91H258ZM64 91V92H63ZM163 91V92H162ZM214 91H216V92H214ZM232 91V92H231ZM242 91V92H241ZM255 92V93H252V92ZM61 92H62V96L60 95L61 94ZM170 92L171 93H169V98H167L168 99V101H167V103H169V105L170 104H172L171 106H173L174 105V101L175 100H177L178 99V97H180V96H182L181 94L179 95L178 93H175L173 90H170ZM173 92H174V94H173ZM209 92V93H208ZM214 94H213V93ZM231 92V93H230ZM250 92V93H249ZM186 93V92H185ZM216 93H218V94H216ZM228 93V94H227ZM64 94V95H63ZM178 95V97H177V95ZM207 94V96H208V98L206 99V97L207 96H205ZM210 94V95H209ZM221 94V95H220ZM224 94V95H223ZM230 94V95H229ZM234 94V95H233ZM143 95H144V97L146 98H144L143 97ZM174 95V96H173ZM195 95V96H194ZM214 95L216 96V97H214ZM245 95V96H244ZM6 96V95H5ZM116 94H114V96H113V94H112V97H111V104L109 105V106H107V104L105 103V101H103V99H101V101H103L104 103V105H105V110L106 109H109L110 108V110H108L109 112H113V110L114 109H117L116 107H113V105H112V102H113V104H114V102L117 100V98H116ZM147 96H148V98H147ZM198 98H197V97ZM234 96V97H233ZM248 98H247V97ZM9 98H10V96H8ZM7 97V98H8ZM84 97H86L85 99H84ZM88 97V98H87ZM113 97H114V99H113ZM129 97V98H128ZM175 97H177V98H175ZM183 97V96H182ZM181 97V99H183ZM201 97V98H200ZM218 97V98H217ZM246 97V98H245ZM72 98H74V100H76V99H78V101L76 100V102L74 101V100H72ZM105 98V97H104ZM141 98V99H140ZM170 98H173V100L172 99H170ZM175 98V99H174ZM200 98V99H199ZM204 98V99H203ZM236 98V99H235ZM86 99H90V100H86ZM108 99V98H107ZM107 99H104V100H106V101H108ZM115 100V101H113V100ZM192 99H193V101H192ZM197 99H199V100H197ZM202 99V100H201ZM209 99V100H208ZM210 99H212L211 101H210ZM216 99V100H215ZM260 99H261V101H260ZM71 100H72V102H74L73 104L71 103ZM82 100V102H83V105H84V108H80L79 106H83L82 105V103H80L79 104V102ZM137 100V101H136ZM191 100V101H190ZM195 100V101H194ZM262 100H263V102H262ZM65 101V102H64ZM85 101V102H84ZM86 101H88L87 103H86ZM127 101V102H128ZM138 102L137 104H136V102ZM141 101V102H140ZM169 101H172V102H169ZM214 101V102H213ZM216 101H217V103H216ZM174 102V103H173ZM202 102V103H201ZM211 102H212V104H211ZM222 102V103H221ZM41 103H43V102H41ZM75 103H76V105H75ZM84 103H86V104H84ZM122 103V102H121ZM140 103V104H139ZM189 103V104H188ZM190 103H192V104H190ZM208 103V104H207ZM222 105H224L223 107L225 108V111H226V108H227V110L229 111V112H231L230 113V118H226V119H229L228 120V122H227V120H225L226 121V123H225V126H224V128H222V129H220L219 130V132H217V130H215L214 128V126H213V124H215L214 122H212L211 121V125H210V118H211V116L213 115V121H214V118H215V121H216V116H220L221 115V113H220V105L221 104ZM72 104V105H71ZM79 104V105H78ZM123 104V105H122ZM121 104V106H124L125 105V103H122ZM188 104V105H187ZM200 104V105H199ZM67 105V106H66ZM46 106H48V107H46ZM55 108H54V107ZM76 106V107H75ZM89 108H88V107ZM114 106H116V105H114ZM139 106H140V108H139ZM195 106V107H194ZM206 106V107H205ZM211 106H214V107H211ZM219 106V107H218ZM226 106V107H225ZM108 107V108H107ZM216 107V108H215ZM218 107V108H217ZM53 108V109H52ZM63 108V109H62ZM66 108H67V110H66ZM76 108V109H75ZM96 108V107H95ZM112 108V109H111ZM143 108L145 109V110H143ZM43 109V110H42ZM51 109H52V112H54V113H51L50 111H51ZM81 109H84V111H80ZM96 109H98V108H96ZM102 109H103V107H102ZM101 109V110H102ZM172 109L173 108H171L170 109V111H172ZM193 109V110H192ZM216 109V110H215ZM56 110H58V111H56ZM100 110V111H101ZM112 110V111H111ZM196 110H199V111H196ZM213 110V111H212ZM219 110V111H218ZM232 110V111H231ZM76 111H74V112H76ZM102 111H104V109L102 110ZM107 110H106V112H108ZM115 111V110H114ZM196 111V112H195ZM209 111L211 112V115L209 116V115H207V114H210L209 113ZM262 111V112H261ZM60 112V113H59ZM63 112V113H62ZM79 112H81V113H79ZM145 112V113H144ZM201 112L203 113V115L201 114ZM206 112H207V114H206ZM216 113V115H215V113ZM227 112V111H226ZM115 113V112H114ZM213 113V114H212ZM228 113V112H227ZM49 114V115H48ZM53 116H51V115ZM111 114H113V113H111ZM173 114V115H172ZM194 114H195V117H193V118H195V119H193L191 116L193 115L194 116ZM198 114H201L203 117H201V119H200V117H198L199 115ZM206 114V115H205ZM218 114V115H217ZM220 114V115H219ZM196 115H198V116H196ZM205 115V116H204ZM214 115H215V117H214ZM151 116L153 117V119L151 118ZM209 116V117H208ZM232 116V117H231ZM32 117H39L38 119L37 118H32ZM42 117V118H41ZM45 117V118H44ZM51 117V118H50ZM57 117V118H56ZM83 117V116H82ZM81 117V118H82ZM204 117H206V118H204ZM43 119V121L41 120V119ZM48 118V119H47ZM53 118H55V119H53ZM170 118V119H169ZM173 118V119H172ZM177 118V119H176ZM189 118H191V119H189ZM40 119V121H38ZM52 119L53 120H55V122L54 121H52ZM200 119V120H199ZM206 120V122H205V120ZM46 120V123L50 120L52 123H54V124H50V125H43L42 123H45L44 121ZM48 120V121H47ZM183 120L185 121V122H183ZM191 120V121H190ZM201 120H204V121H202V123H201ZM233 120V121H232ZM153 123H152V122ZM179 121H181V123L179 122ZM198 121L200 122V123H198ZM37 122V123H36ZM204 122H205V124H204ZM231 122V123H230ZM239 122V123H238ZM30 123V124H29ZM36 123V124H35ZM39 123H40V125H39ZM56 123V124H55ZM58 123V124H57ZM173 123V124H172ZM184 123V124H183ZM213 123V124H212ZM228 123V124H227ZM234 123V124H233ZM79 124H80V126H81V123L79 122ZM208 124H209V127H208ZM226 124H227V126H226ZM237 124V125H236ZM33 125L35 126V127H33ZM39 125V126H38ZM56 125V126H55ZM160 125V126H161ZM216 125V124H215ZM232 125V126H231ZM42 126V127H41ZM44 126V127H43ZM53 126V127H52ZM57 126H58V128H57ZM164 126V127H165ZM183 126V127H184ZM211 126V127H210ZM217 126V125H216ZM254 126V127H253ZM33 127V128H32ZM47 127V128H46ZM163 127V128H164ZM168 127V128H169ZM214 127V128H213ZM231 127V128H230ZM28 128V129H27ZM31 128V129H30ZM44 128V129H43ZM156 128V127H155ZM160 128V127H159ZM217 128V127H216ZM230 128V129H229ZM49 129V130H48ZM185 129V130H184ZM207 129H211V130H208V131H206ZM225 129L226 130H228L227 132L228 133H226L225 132ZM44 130H45V132L47 133H45L44 132ZM48 132H47V131ZM256 130V131H255ZM60 131V132H59ZM165 131V130H164ZM186 131V132H185ZM194 131V132H193ZM232 131V132H231ZM28 132V133H29ZM35 132H37V133H35ZM53 132V133H52ZM208 132V133H207ZM231 132V133H230ZM57 133V134H56ZM224 133V134H223ZM233 133V134H232ZM246 133V134H245ZM36 134V135H35ZM49 134V135H48ZM248 134V135H247ZM4 135V136H3ZM2 135V132L0 131V156H2V158H4V161L8 164V161H9V163L10 164H12V165H14V164H16V156H17V154H16V151H13L12 153L14 154H12L11 152H8L9 150H10V148H11V146H12V143H11V140H12V138L11 137H6L5 136V134H3ZM175 135V136H174ZM191 137H190V136ZM203 135V136H202ZM208 135H209V137H208ZM244 135V136H243ZM247 135V136H246ZM261 135V136H260ZM29 136V137H30ZM152 136V135H151ZM193 136V137H192ZM216 138H214V137ZM219 136V137H218ZM230 136H232L231 138H230ZM235 136V137H234ZM175 137V138H174ZM178 137V138H177ZM201 137H203V138H201ZM213 137V138H212ZM235 139H234V138ZM245 137H247V139L245 138ZM261 137V138H260ZM160 138V139H159ZM197 138H199L200 140H198ZM207 140V143H206V140ZM221 140H220V139ZM227 138V139H226ZM232 140V142L234 141V143H235V141H237V144L239 143H241L240 144V146H242L243 147V150H245V153L244 154H241V152L243 153V151L241 150V148L239 147L238 149H240L239 150V152L240 153H235V151H234V148L233 147H230L231 145V140ZM244 138L246 139V140H244ZM256 138V139H255ZM29 139H31L30 141H29ZM54 139H53V141H54ZM152 139H153V137H152ZM176 139H178L182 144L180 145V144H178V142L179 141H177ZM191 139V140H190ZM201 139H203V140H201ZM249 139V140H248ZM2 140V141H1ZM37 140V141H36ZM161 140V141H160ZM219 140L221 141V142H219ZM225 140V142H223ZM230 140V141H229ZM241 140V141H240ZM248 140V143L246 142ZM177 141V144L175 145L174 143ZM197 141H199V142H197ZM229 141V142H228ZM239 141V142H238ZM245 141V142H244ZM2 142V143H1ZM29 142V143H28ZM179 142V143H180ZM218 142V143H217ZM244 142V143H243ZM4 143V144H3ZM9 143H10V146H9ZM33 143H35L36 144V149H35V152H34V149H33V151L31 150V148H29V144H33ZM56 142H54L53 143V146H59L60 144L59 143H56ZM121 143H122V140H121ZM120 143V144H121ZM166 145H164V144ZM195 144L196 143V145L194 146L193 144ZM216 143V144H215ZM221 143V144H220ZM226 143V144H225ZM249 144V145H247V144ZM26 144V145H25ZM34 144V145H35ZM55 144V145H54ZM57 144H59V145H57ZM214 144V145H213ZM218 144L220 145V150H222V154H221V156H222V162H220L219 163V157H218ZM225 144V145H224ZM38 145H40L41 147H39ZM181 147H183V148H181ZM196 148H194L193 146ZM199 145H201V146H199ZM203 145V146H202ZM230 145V146H229ZM244 145V146H243ZM38 146V147H37ZM179 146V147H178ZM205 146V147H204ZM216 146V147H215ZM225 146H227L229 149H227V147H225ZM250 146V147H249ZM127 149H129V146L127 145ZM189 147V148H188ZM190 147H192V148H194V149H192V148H190ZM224 147H225V149H224ZM187 148V149H186ZM202 148H204V149H202ZM209 148V149H208ZM222 148V149H221ZM231 148H233V150L231 149ZM253 150H252V149ZM261 148V149H260ZM30 149V151H27V150H29ZM180 149V150H179ZM183 149H185V151H186V153L184 154L183 152H185V151H183ZM178 150L181 152L180 153V155L179 154H177L178 153ZM199 150H202V152L201 151H199ZM211 150V151H210ZM227 152H226V151ZM230 150H232L234 153H232V151H231V153L229 152ZM250 150H251V152L253 151V154L255 153L256 155L257 154H260V155H257V156H259V157H257L256 156V158L255 157H250L249 155H251L252 156V153L250 152ZM263 150V151H262ZM102 151H104L103 153H100L101 154V156H100V154H99V156H97L98 154H96V156L97 157H95L94 156V158L92 159V160H95L94 162H92V160L90 161L92 164H94L92 167H90V169L88 168V166L86 167L85 165L86 164H84V160L82 159L81 161H82V163L84 164H82V166H76L77 168H78V170H77V172H76V168L75 167H73V163H72V165H71V160H69L70 158L68 157H65V158H63L62 160L63 161H61V162H65L64 163V166H66L65 168L67 169V170H65V168H63V170H62V166L58 163L57 165H55V167L58 169V171L60 172V174H62L61 176H63L64 177V179H65V182H66V180H67V182L65 183V187H67L66 189H67V191H68V196H66V197H64L63 195H61V194H58V192L57 191H55V190H53L52 191V189H50V190H48V188H45V186H46V180L45 181H43V187L41 188H37L38 186H36L35 187V184L33 183L32 184V181L30 180V178H29V174L31 173V167L33 166V164L32 165H30V164H28V166L30 167H28L27 169L28 170H26V171H28V172H26L25 171V173H21L22 175L20 176V179H18L17 178V180L14 182V184L15 183H17V184H20V185H17V184H15V186H14V188L12 189V190H14V191H12V190H8L7 192H8V194L6 195H1L0 196V216H3V217H0V249H1V251H0V264H264V256L263 255H252V253H254L253 251V249L251 250V251H249V253H251V255L249 254V253H247V254H245L244 253V251L246 250V248L244 247V250L243 249H239L240 250V253H238L237 254V256H234L235 254H233L232 252H234L235 251V253H236V246H231L232 244H230V246L232 247H230L231 249H235V250H232V251H230V252H227L226 251V249L225 248H223L224 249V252H226L225 254H224V252H223V254L224 255H212L210 252V255H160V253L157 251V249L156 248H158L159 247V241H155V238L153 239V237H145V236H138V234H141V233H133L132 231H130V234H128V233H125V234H123L122 236H120V239L118 238V240L116 239V241H119V242H116V243H114L110 248L111 249H109L110 251H108L106 248H105V244L104 243H106V241H107V239H106V237L103 235V234H101L102 232L101 231H103V228H101V226L102 225H100V226H98L99 224L97 223L98 221H95V223H94V225H92V226H90V228L88 229L87 228V231L86 232H84L85 233V235H84V233L81 235V236H76V235H73V234H71V231H67V230H62L59 234H58V236H56V238H54V237H52L51 235H50V229L52 228L51 226H52V223L53 222H51L53 219H52V217L53 216H56V218H58V216H59V218H61L62 216L61 215H63L65 212H64V210H67V211H69V209L70 208H72V206L74 207L75 206V202L76 201H78V200H80V201H85L86 199L90 202V200H92L91 202H93V199H90L91 197H89V195H90V193H92L93 191H95V190H101V189H99L98 187H100L99 185L98 186H91V187H88V189H89V192H85V189H86V187H85V184L87 185V186H90V185H92V182L88 179V177H87V174L89 173V170H91V168H92V170H94L95 171V174L96 173H98V172H100L101 170H104V172L105 173H107L108 172V174H111L110 172H112L113 173V171H114V169L113 168H115L116 167V165L118 164V162H117V164H115L116 163V161L117 160H115V163H114V160H113V157L111 156V154L109 153V152H107V149L105 150H101V152ZM165 151V152H166ZM213 152L214 153V155H213V153H210L209 154V152ZM249 151V152H248ZM255 151V152H254ZM259 151H261V152H259ZM33 152V153H32ZM108 153V155H107V153ZM168 152V153H169ZM177 152V153H176ZM196 152H200L199 153V155H198V153L196 154ZM206 152V153H205ZM226 152V153H225ZM229 152V153H228ZM2 153H3V155H2ZM28 153V154H27ZM32 153V154H31ZM43 151H42V155H43ZM225 153V154H224ZM248 154L247 155V157H246V155L245 154ZM249 153H251V154H249ZM27 154V155H26ZM104 154H105V156H104ZM182 154H184V155H182ZM216 158H212L211 159V157H213L212 155ZM226 155V156H224V155ZM228 154H230L229 156H227ZM235 154V155H234ZM16 155V156H15ZM171 157H173L171 154H169ZM175 155H177V156H175ZM187 155V156H186ZM231 155H232V157H231ZM238 155V156H237ZM245 155V156H244ZM12 156H15V157H12ZM108 156H110V159L109 160H107L109 157ZM240 156V157H239ZM249 156V157H248ZM29 157V158H28ZM71 157V156H70ZM107 157V158H106ZM111 157H112V160H111ZM196 157V156H195ZM205 157H206V159L207 160H205ZM209 157V158H208ZM229 159H227V158ZM235 159H234V158ZM246 157V158H245ZM230 158H233V159H231L230 160ZM252 158V159H251ZM257 158H259V159H257ZM14 159H15V161H14ZM189 159V160H188ZM214 159H215V161H214ZM256 159V160H255ZM100 160V161H99ZM185 160V159H184ZM211 160H213V162H211ZM232 160H233V162H232ZM254 160V161H253ZM70 161V162H69ZM108 161V162H107ZM110 161V162H109ZM111 161H113L112 163H111ZM225 161H226V164L227 165H230V166H221L222 165V163L223 164H225ZM227 161H229V162H227ZM251 161V162H250ZM216 162V163H215ZM235 163L237 166H239V167H237L235 164L234 165H232V163ZM90 163V164H91ZM35 164H37V163H35ZM91 164V165H92ZM112 164H115V165H112ZM221 164V165H220ZM225 164V165H226ZM97 165V166H96ZM232 165V166H231ZM244 165V166H243ZM251 165H253V166H251ZM259 165V166H258ZM60 166V167H59ZM83 166H85V167H83ZM218 166V167H217ZM234 166H235V168H234ZM260 166H263L262 168L260 167ZM72 167V168H71ZM83 167V168H82ZM98 167V168H97ZM220 167V170H222V172H218V170L219 169H217V168H219ZM221 167H226L225 169H228V167H232L231 168V173H230V169L227 171V170H225L224 168H221ZM238 169H237V168ZM255 167H256V169H255ZM258 167V168H257ZM96 168V169H95ZM160 168V167H156V170H158V169ZM251 168V169H250ZM260 168V169H259ZM81 169V170H80ZM85 169V170H84ZM89 169V170H88ZM217 169V170H216ZM232 169L234 170V171H232ZM246 169H247V172H246ZM255 169V170H254ZM73 170V171H72ZM88 170V171H87ZM113 170V171H112ZM160 170H162V169H159L158 171H160ZM219 170V171H220ZM226 172H224V171ZM239 170V171H238ZM245 170V171H244ZM252 170H254V172L252 171ZM257 170V171H256ZM64 171V172H63ZM98 171V172H97ZM164 171H168L167 170V168H165L164 169ZM163 170H162V172H164ZM213 171V172H212ZM242 171V172H241ZM74 172H76V173H74ZM84 172V173H83ZM115 172V171H114ZM162 172L160 173L159 172V175H160V177H161V179H167L166 177H164L163 178V174H162ZM224 172V173H223ZM240 172V174H238L237 175V173H239ZM80 173V174H79ZM125 172H123L122 174H118L117 176V178H118V183L120 182L121 184H123L124 182H122V180L121 179H119V177H124V175H125V178H126V175L127 174H129V173H127V174H124ZM166 173V172H165ZM223 173V174H222ZM230 173V174H229ZM233 173V174H232ZM234 173H236V174H234ZM249 173H250V175H249ZM74 174V175H73ZM84 174V175H83ZM124 174V175H123ZM145 174V173H144ZM218 174V176H216ZM225 174V175H224ZM230 176V177H228V175ZM247 174V175H246ZM130 175V174H129ZM220 175V176H219ZM224 175V176H223ZM234 175V177H233V179H237L238 177H240V180H243V181H240L239 179H237V183H236V181L235 180H233L232 179V176ZM237 175V176H236ZM73 176V177H72ZM88 176H89V174H88ZM218 177V179L216 178V177ZM225 176H226V179H225ZM253 176V177H252ZM23 177V178H22ZM72 177V178H71ZM138 176H132V178L131 177H129V179L131 178V180H133V182L135 183H133L134 185H137L139 182H141V183H139L137 186H138V188H139V185H141L140 186V188H141V191L142 192H144V194H147V195H149V196H147V198H149L150 196H151V194H152V196H156L157 195V191H158V195L156 196V197H158V198H156L155 196V199L156 200H159L160 199V197H161V200H163V198H164V192L167 194V193H169V192H167L166 190H168V187H162L160 190H158V189H155V190H153V189H151L150 190V192H148L147 190H149V189H147L146 190V188L149 186L148 184H147V182H151V181H155L154 179H156V176H146V175H143V173H142V175H140L139 176V178H137ZM141 177V178H140ZM148 177H153V178H148ZM155 177V178H154ZM159 176L157 177V178H160ZM221 177V178H220ZM222 177H224V178H222ZM229 179H228V178ZM236 177V178H235ZM215 178H216V180H215ZM243 178V179H242ZM86 179L88 180V181H86ZM108 179L109 180H111L110 179V177H108ZM123 179V178H122ZM129 179H127L128 181H129ZM219 179H221V180H219ZM251 179V180H250ZM12 181H13V179H11ZM20 180V181H19ZM130 180V181H131ZM158 180H160V179H158ZM219 180V181H218ZM239 180V181H238ZM246 180V181H245ZM7 181H10V179H7ZM23 181V182H22ZM27 181V182H26ZM29 181V182H28ZM228 182V183H226V182ZM224 184L223 182H225L226 183V185L224 184V185H222V192H220L221 191V184ZM242 184V185H240V183ZM248 184L249 183V185L247 186L246 184ZM74 185H73V184ZM89 183V184H88ZM127 183H129V182H127ZM143 183V184H142ZM145 183V184H144ZM217 183V184H216ZM218 183L220 184V185H218ZM29 184H31L32 185V187L30 188L28 185ZM146 184L148 185V186H146ZM206 184H207V186H206ZM215 184V185H214ZM227 184H228V186H227ZM243 184H244V186H243ZM30 185V186H31ZM124 185V184H123ZM128 185V187H129V189H130V185L129 184H127ZM208 185H210V186H208ZM17 186V187H16ZM26 186V187H25ZM34 186V187H33ZM78 188V191H76L77 190V188ZM79 186V187H78ZM144 186V187H143ZM146 186V187H145ZM206 186V187H205ZM225 186H227L226 188H225ZM16 187V188H15ZM29 187V188H28ZM47 187V186H46ZM209 187H210V189H209ZM217 187V188H216ZM224 187V188H223ZM228 187H230V188H228ZM247 187H249V188H247ZM253 187H254V189H253ZM24 188V189H23ZM34 188V189H33ZM47 191V194H48V192L49 191H52V193H51V195H53V197H52V199H49L48 197H47V195L45 196V194H46V191L44 190V189ZM72 188V189H71ZM73 188H75L76 190H74L75 192H73ZM101 188V187H100ZM106 188V192H110L111 190H110V184L108 185V188H107V186L105 187ZM104 188V189H105ZM135 188L136 189H138L136 186H135ZM144 188V189H143ZM149 188V187H148ZM165 188H167V189H165ZM206 188H208L209 190H206ZM219 188V189H218ZM234 188V189H233ZM244 188H246V189H244ZM251 188V189H250ZM17 189V190H16ZM31 189V190H30ZM36 189V190H35ZM42 190V192L43 193H45L44 194V196H43V193L41 192V190ZM109 189V190H108ZM135 189V191H137ZM165 189V190H164ZM217 189L218 190H220V191H217ZM224 189V190H223ZM33 190H34V192H33ZM71 190H72V193L73 194H75V195H72L73 197H71ZM157 190V191H156ZM204 190H206V191H204ZM248 190H250V191H248ZM10 191V192H9ZM138 191H139V189H138ZM153 191H154V193H153ZM156 191V192H155ZM162 192L161 193V195H160V192ZM208 191V192H207ZM211 191V192H210ZM217 193H216V192ZM224 191V192H223ZM237 191V192H236ZM249 193H248V192ZM255 191V192H254ZM39 192H41V194H42V197L43 198H41V200L40 199H38V195H40V193ZM53 192H54V194H53ZM215 192V193H214ZM226 192V193H225ZM39 193V194H38ZM58 195H57V194ZM70 193V194H69ZM206 193H207V195H206ZM214 193V194H213ZM231 193H232V196H231ZM21 194V195H20ZM38 194V195H37ZM154 194V195H153ZM162 194H163V196H162ZM166 194H165V197H166ZM220 194V195H219ZM160 195V196H159ZM168 195V194H167ZM198 195V196H199ZM209 195H211V196H209ZM214 195V196H213ZM223 195V196H222ZM248 195H249V197H248ZM105 196H107V195H105ZM150 197V198H153V200H155L154 199V197ZM199 196V197H200ZM221 196V197H220ZM227 196H229L228 198H227ZM231 196V197H230ZM250 196H252V199L250 198ZM18 197V198H17ZM35 197H37V198H35ZM45 197V198H44ZM87 197V198H86ZM198 197V198H199ZM215 197V198H214ZM218 197H219V199H218ZM223 197V198H222ZM14 198V199H13ZM48 198V199H47ZM79 198V199H78ZM106 198V197H105ZM110 197L108 196V198H106V200L107 201H109L108 199H109ZM149 198V199H150ZM167 198H168V196L166 197V199H165V201L167 200ZM217 198V199H216ZM221 198V199H220ZM224 198H226V199H224ZM232 198V199H231ZM235 198V199H234ZM236 198H237V200H239V202L236 200ZM6 199V200H5ZM19 199L21 200V201H19ZM56 199H57V201H56ZM113 199H115V198H113V197H111V199H110V201L111 200H113ZM216 199V200H215ZM240 199H242L243 200V202H241L242 200H240ZM40 200V201H39ZM151 200V199H150ZM152 200V201H153ZM197 200V199H196ZM224 202L225 200H226V202H222V201ZM228 200V201H227ZM235 200H236V202L238 203V204H236V202H235ZM253 200V201H254ZM160 201V200H159ZM191 201V202H190ZM260 201V202H259ZM204 204H203V203ZM219 202H222V203H219ZM230 202V203H229ZM233 202H235L234 204V206H233ZM246 202H248L249 203V205H248V203H246ZM184 203V204H183ZM216 203V204H215ZM247 205H246V204ZM255 203V202H254ZM194 204H195V206H194ZM205 205V207H208L209 208V210H207L208 208H204L203 207V205ZM213 204V205H212ZM223 204V205H222ZM232 204V205H231ZM244 205L245 204V206H246V208H245V206H242V205ZM23 205V206H22ZM58 205H60V206H58ZM187 205V206H186ZM228 205H229V207H230V205H231V208H232V211H233V209L235 208V211L237 212L238 211V208H239V212H240V210L242 211L241 213H236V212H234L235 213V216H233L232 217V214L234 215V213L232 212V213H229L230 211V208L228 207ZM239 205V207H237ZM242 207H241V206ZM197 206H200V208L201 209H199L200 211H198L197 209L199 208H197L196 210H195V208L197 207ZM212 206H213V208H212ZM224 206H227V208H228V210H227V208L226 207H224ZM236 206V207H235ZM248 206V207H247ZM190 208H192L193 210H194V212L192 211V209H190ZM212 208V210H210ZM215 208V209H214ZM219 208H221V209H219ZM222 208H224V209H222ZM243 208H245V209H243ZM109 209H110V207H108V211H107V213L109 212ZM112 209V208H111ZM59 210V211H58ZM191 211V212H188V211ZM215 210V211H214ZM223 210V211H222ZM225 210H227V211H225ZM245 210V211H244ZM54 211V212H53ZM105 211H106V208H105ZM111 211V210H110ZM112 211L113 212H111V214L112 213H114V212H119L120 213V215H122V217H118V213L116 214V215H114V216H116V219H118V220H126V218L128 219V217L126 216V214H122V213H125V212H123V211H114L113 209H112ZM175 211V212H176ZM209 211H213V214H210L209 213ZM221 211H222V213H221ZM229 211V212H228ZM244 211V212H243ZM50 212H52L53 214H51ZM164 212V211H163ZM162 211H160V214L161 215H163V214H165V213H163ZM188 212V213H187ZM193 212V214H191ZM225 212V213H224ZM228 212V213H227ZM110 213V212H109ZM190 213V214H189ZM197 214V215H194V214ZM220 213V214H219ZM227 213V214H226ZM242 213H244L245 215H240V214H242ZM190 216H189V215ZM204 214V215H203ZM210 214V215H209ZM238 214V215H237ZM119 215V216H120ZM192 215V216H191ZM193 215H194V217H193ZM214 217H213V216ZM216 215V216H215ZM249 215H250V217H249ZM125 216V218H123ZM156 217L158 216V215H155ZM224 217V218H222V217ZM247 217L248 216V218H249V220H247L248 218H245L246 219V221H245V219L243 218V217ZM253 216V217H252ZM118 217V218H117ZM191 217H193L191 220L189 219V218ZM197 217H199V216H197ZM235 217V218H234ZM253 218V220L255 221V219H257L255 222L257 223H255L253 220H252V218ZM1 218H2V220H1ZM120 218V219H119ZM122 218V219H121ZM130 218V217H129ZM218 219V220H216V219ZM233 218L235 219V220H240V221H234L233 220ZM222 219V220H221ZM230 219V220H229ZM242 219H244V221H242ZM214 220V221H213ZM252 220V221H251ZM258 221V222H257ZM234 222L238 225V223H239V225L237 226L236 224L235 225H233L234 224ZM241 222H243V223H241ZM249 222V223H248ZM255 223L256 225H257V227H255L254 225H251V223ZM99 223H101V222H99ZM222 223V224H221ZM232 223V224H231ZM248 223V224H247ZM98 224V225H97ZM101 224H104V222H102ZM225 224V225H224ZM229 224V225H228ZM247 224V225H246ZM105 225V224H104ZM104 225H103V227H104ZM153 225H155L154 224V222L151 220L150 222H149V230H151V231H153V232H157L158 231V229L160 230V228H158V226H156L155 225V229H154V226ZM227 225V226H226ZM232 225V226H231ZM225 226V227H224ZM230 226V227H229ZM240 226V227H239ZM251 226H254V228H256V229H254L253 227H251ZM92 227V228H91ZM237 230V229H239V230H237L238 232H236L235 231V229ZM254 229L255 231H253L252 229ZM99 229V230H98ZM102 229V230H101ZM220 229V228H219ZM218 229V230H219ZM229 229V230H228ZM232 229V230H231ZM244 229V230H243ZM251 230V231H253V232H250L249 233V230ZM97 230V232H95ZM104 230H105V228H104ZM155 230V231H154ZM231 230V231H230ZM233 230H234V233L232 234V232H233ZM229 231V232H228ZM160 232V231H159ZM227 233L229 234V235H231V238H233V240L231 241L229 238H230V236H229V238L227 239V240H229V241H226V237H227ZM252 233V234H251ZM257 233H258V230H257ZM243 234H245V235H243ZM17 235H21L20 237H21V239H22V241H24L23 243H22V245H17L16 244V242H15V240H16V237H17ZM75 236V237H73V236ZM249 236L248 238H247V236ZM102 236H104V237H102ZM244 236V237H243ZM250 236H254V237H250ZM242 237L244 238V239H242ZM4 238L6 239V240H4ZM82 238V239H81ZM245 238H247L246 240H245ZM255 238V239H254ZM259 238V239H258ZM8 239V240H7ZM147 239H149V240H147ZM254 241V244H252L253 242H252V240ZM245 240V241H244ZM251 240V241H250ZM11 241V242H10ZM248 241H250L249 243H248ZM255 241H257L256 242V244H255ZM103 242V243H102ZM158 244H157V243ZM248 244H247V243ZM252 242V243H251ZM259 242V243H260ZM226 243V244H227ZM245 243H246V245H245ZM258 243V244H259ZM107 244V243H106ZM117 244V245H116ZM228 244V245H229ZM252 246H251V245ZM261 244V243H260ZM259 244V245H260ZM8 245H11V246H8ZM14 245V246H13ZM115 245V246H114ZM158 245V246H157ZM228 245L226 246L227 247V249H228ZM256 245V246H255ZM20 246V247H19ZM104 246V247H103ZM3 247V248H2ZM11 247V248H10ZM28 247V248H27ZM225 247V246H224ZM249 247L247 248V249H249ZM14 248V249H13ZM18 248V249H17ZM21 248V249H20ZM121 248V249H120ZM132 248V249H131ZM229 248V249H230ZM254 248V249H255ZM27 249V250H26ZM229 249H228V251H229ZM230 249V250H231ZM257 249V248H256ZM10 250V251H9ZM20 250H22V251H20ZM26 250V252L24 253V251ZM32 250V251H31ZM113 250V251H112ZM4 251V252H3ZM15 251V252H14ZM18 251V252H17ZM241 251H243L242 253H241ZM248 250H246V252H247ZM159 255H158V254ZM208 253V254H209ZM229 253V254H228ZM230 253H231V255H230ZM244 253V254H243ZM5 254V255H4ZM249 254V255H248ZM242 255H243V257H242ZM218 256V257H217ZM250 256V257H249ZM262 258H261V257ZM254 257V258H253ZM8 258V260L9 261H6V259ZM240 258V259H239ZM247 258V259H246ZM251 258V259H250ZM234 259V260H233ZM209 260V261H208ZM237 260V261H236ZM250 260V261H249ZM231 261H233V262H231ZM235 261V262H234ZM242 262V263H241ZM248 262V263H247Z\"/></svg>","mask_w":264,"mask_h":264},{"label":"crops","instance_id":"crops-1","mask_svg":"<svg viewBox=\"0 0 264 264\" xmlns=\"http://www.w3.org/2000/svg\"><path fill=\"white\" fill-rule=\"evenodd\" d=\"M3 2L4 6H3V12H8V11H4V8L6 7L7 4H9L6 0H0V3Z\"/></svg>","mask_w":264,"mask_h":264}]
</instances>
